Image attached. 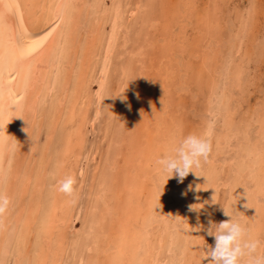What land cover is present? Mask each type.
<instances>
[{
  "label": "rangeland",
  "instance_id": "1",
  "mask_svg": "<svg viewBox=\"0 0 264 264\" xmlns=\"http://www.w3.org/2000/svg\"><path fill=\"white\" fill-rule=\"evenodd\" d=\"M43 0H34V11L35 12H40L41 8H39V6H42L40 4H42ZM82 0H76V3H74V11L76 12L75 18H77L78 22H75L77 20H73L72 22L70 21L67 24V29L70 33V39L66 38L68 45L65 44V48H61L60 51V60H59V64L58 67L55 71L54 69H51L49 75V79L55 78L56 82L54 83V89L53 91H50L48 93V89H45L43 91L42 96H44V103L43 105L37 110V113H35V111L32 110V112L29 110L26 114L27 116V129H23V127H20L19 129V135H18V139L16 142V145L14 147V152H12L11 158L9 159L10 161H8L7 159L2 163V167L1 169L5 170V177L6 179H3V181H1L2 184H0V191L5 194L8 198H9V207L8 210L2 215V218H0V259L2 260V258L6 260L1 261L0 260V264H38V261L40 264H43V259H47V257H49L48 263L45 262L47 260L44 261V264H50L52 262V260L54 259V262L57 264H79L80 261L81 262H85L86 259H90V255L91 256V262L94 261V264H97L96 261L98 263H104L99 261V257L100 259L103 257L104 259L107 258L110 259L107 262L109 263L111 261L112 264H119L120 260L116 257L118 252H121V256H123V253L125 252L126 254H130V252H133L130 256H129V264H139L140 262H146L147 264H159L160 262H162V260H165V258L163 259L161 256V254H159V252H155V256L156 259H153V255L152 252H148L147 250L150 248L148 245L149 243L151 244V246L156 249L157 247L159 248H163L162 250L168 251L169 248L171 249V252H169L170 256L169 259H167L166 262H169L167 264H174V263H178L181 264V261L183 262V259H187L188 255H192L189 254L190 251H186L188 253V255L184 254L183 252V242L182 239L183 237L180 239V241L177 242V244L172 245V241L169 240V237H167L165 240H163V242H160V235L163 234V232L166 233V235L174 233V232H178L180 231V228H176L175 231H173L172 229H168L176 220V218L178 217V223L179 226L182 223L183 226L188 227L191 231H194V237H191V241H189V248H192L193 250H195L196 254L195 256L202 258L205 255H207L208 252V247L210 246V240L213 239V237L211 235L208 234L209 228L211 226L212 223L213 226L211 228V231H215L216 230V226L215 223H220L221 221H225L230 219L229 216L225 215V211L223 208H225L232 216L235 220H238L239 222H241L244 226L247 227L248 229V234H247V238L248 239H253L252 237H254L256 235V237H254L255 239L253 240H259L261 242V246L262 249L260 248L259 251L264 252V210H262L264 208V149L261 148V146L264 147V0H218L217 2H215L216 0H196V2L194 0H160L159 3L158 0H149V2L147 0H129L126 1L125 3V7L124 10L126 11L125 14V18L124 20L127 21L123 23V29L121 31V33L119 34V39H118V44L116 45V48L118 47V49L114 50V54H113V60H112V67H111V75H112V79H111V83H109L107 90H105V100L103 103V107H104V111L108 110L107 112L105 111L102 115H101V119H99L100 121L97 122L96 124V129H93L90 125V122L92 120V115L94 113V108L97 106L98 103V97H97V87H98V82H97V73L98 71L101 69V67H103L104 62H105V58H106V45L108 43V40L110 39V35L112 33V28H113V23L110 20H107L109 18V16H107V8H111L112 7V3L113 0H90V2L88 0H85V4H83V2H80ZM112 1V2H111ZM146 1V5H143ZM172 1V2H171ZM176 1V2H175ZM210 1V4H209ZM36 2V3H35ZM89 2V3H88ZM96 2V3H95ZM164 2V4L162 3ZM170 2V3H169ZM178 2V3H177ZM194 2V3H193ZM205 2V3H204ZM222 3L218 4V3ZM225 2V4H224ZM100 3V4H99ZM135 3V4H134ZM162 3V4H161ZM167 3H169L168 6ZM190 3V4H189ZM87 4H90L89 6L91 7V5L93 6V8H89V6ZM131 4V5H130ZM157 4V5H156ZM172 4V6H171ZM215 4V5H214ZM39 5V6H38ZM85 5V7H84ZM100 5V6H98ZM110 5V6H109ZM127 5V6H126ZM129 5V6H128ZM136 8H135V6ZM150 5V6H148ZM161 8H157L160 7ZM176 5H178L179 7H177ZM188 5V6H187ZM190 5V8H189ZM210 5V6H209ZM221 5V6H220ZM36 6L39 8V10H37ZM78 8H77V7ZM104 6V7H103ZM134 6V7H133ZM147 6V7H146ZM218 6V7H217ZM97 7V8H96ZM128 7V8H127ZM142 7V8H141ZM143 7L145 9H143ZM173 7V9L171 8ZM212 7V8H210ZM217 7V8H216ZM221 9H220V8ZM102 8V9H101ZM106 8V9H104ZM134 8V9H133ZM138 8V9H137ZM149 8V9H148ZM157 8V9H156ZM189 8V9H188ZM216 8V9H214ZM228 8V9H226ZM231 8V9H230ZM248 8V9H247ZM79 9V11H78ZM99 9V10H98ZM129 9V11H128ZM140 9V10H139ZM148 9V10H147ZM159 11L160 15L158 18V14L157 12ZM164 9V10H163ZM176 9V10H175ZM182 9V10H181ZM220 9V12H219ZM237 14L234 15V12ZM250 9V10H249ZM96 10L100 11V12H96ZM183 10L185 12H183ZM214 11L215 13L213 14L211 11ZM232 10V12H231ZM246 10V11H245ZM250 13H249V11ZM91 11V12H90ZM95 13H94V12ZM137 11V12H136ZM149 11V12H148ZM177 11V13H175ZM222 11V12H221ZM229 11L231 13H229ZM87 16H91V17H87ZM90 12V14H89ZM180 12V13H179ZM207 12V13H206ZM228 12V14L226 13ZM83 13V15H82ZM94 13V16H93ZM104 13V14H103ZM106 13V17L104 16ZM138 13V14H136ZM148 13V14H147ZM168 13V14H167ZM212 13V15H211ZM217 14H220V17ZM79 16H78V15ZM89 14V15H88ZM129 14V15H128ZM136 14V16L134 15ZM140 14V15H139ZM157 14V15H156ZM173 14V16L169 17L170 15ZM181 14V15H180ZM208 14V15H207ZM221 14H223V17L221 16ZM251 14V15H250ZM139 15V16H138ZM152 15L151 18H149ZM155 15V16H154ZM169 15V16H168ZM179 15V16H178ZM195 15V16H193ZM215 15V16H213ZM225 15H229L231 17L229 18H225L227 16ZM246 15V17H245ZM82 16V17H81ZM84 16L87 17L84 18ZM148 16V17H146ZM157 16V17H156ZM175 16V18H174ZM178 16V18L176 19V17ZM197 16V17H196ZM240 16L242 17L240 19ZM249 18H248V17ZM80 17V18H79ZM96 18V19H92ZM127 17V18H126ZM155 17V18H154ZM162 17V20L160 19ZM165 17H167V19H165ZM181 17V18H179ZM193 17V18H191ZM196 17V19H194ZM211 17V18H210ZM217 21L220 20L221 21ZM89 18V19H88ZM102 18V19H101ZM107 18V19H105ZM143 18V19H142ZM155 19L153 21V19ZM160 19L161 22H157L155 24V21ZM164 18V19H163ZM169 18V19H168ZM171 18V19H170ZM204 18V19H203ZM223 18H225V22L223 20ZM235 18V19H234ZM86 19V20H85ZM133 19V20H131ZM139 19V21H137ZM148 19V20H147ZM152 19V20H151ZM189 19V20H188ZM193 19V20H192ZM212 19V20H210ZM214 19V20H213ZM228 19V20H227ZM233 19V20H232ZM242 19L243 22H242ZM85 20V22H84ZM95 20V21H94ZM97 20V21H96ZM135 20V22H134ZM151 20V21H149ZM168 20V21H167ZM231 20L233 22V25L231 24ZM248 20V21H247ZM90 21V23H89ZM99 21V22H98ZM107 21V22H106ZM144 23H143V22ZM172 24H171V22ZM200 21V22H199ZM203 21V22H202ZM216 21V22H215ZM229 21V22H228ZM75 22V23H73ZM85 24H84V23ZM94 22V25H93ZM132 22V23H131ZM138 22V23H137ZM147 22V23H146ZM151 24H149V23ZM198 22V23H197ZM208 22V23H207ZM221 22V23H220ZM228 22V23H227ZM236 22V23H235ZM240 22V23H237ZM71 23H73L72 25H70ZM79 23V24H78ZM98 23V26H97ZM110 23V24H109ZM142 23V24H141ZM193 23V24H192ZM201 23V24H199ZM247 23V24H245ZM249 23V24H248ZM90 24V25H89ZM129 26H128V25ZM132 24V25H130ZM170 24V26H169ZM179 24V25H178ZM220 24V25H219ZM237 24V25H236ZM79 25V26H78ZM85 25V26H84ZM89 25V26H88ZM107 25V26H106ZM109 25V26H108ZM137 25V27H136ZM143 25V26H142ZM149 28H148V26ZM157 25V26H156ZM160 25V26H159ZM174 28H173V26ZM198 25H200L198 27ZM210 25V26H209ZM242 25V26H241ZM247 28H245V26ZM250 25V28H249ZM71 28H70V27ZM73 26H75L76 28H74ZM89 28H88V27ZM91 26V27H90ZM97 26V27H96ZM102 26V27H99ZM107 28H106V27ZM127 26L124 30V27ZM133 27L132 28H130ZM156 26V27H154ZM185 26V27H184ZM196 26V27H194ZM238 26H240L238 28ZM78 27V28H77ZM96 27V29H95ZM202 27V28H200ZM215 27V28H214ZM224 29H223V28ZM231 27V29H229ZM244 27V28H243ZM92 28V29H91ZM101 28V29H100ZM106 28V29H105ZM130 28V29H129ZM137 28V30L135 29ZM159 30H157V29ZM205 28V31H204ZM210 29L209 31L211 32V30L214 28V30H212L211 34H209L210 32L208 31V29ZM212 28V29H211ZM236 28V29H234ZM83 29V30H82ZM93 31L89 33L87 32L88 30ZM135 29V30H134ZM140 29V30H139ZM171 29V31H170ZM207 29V30H206ZM221 29V30H220ZM229 31V33L226 31ZM248 29L250 31H248ZM70 30V31H69ZM97 30L99 31V34H97ZM110 30V31H109ZM124 30V32H123ZM134 33H132V31ZM157 30V31H156ZM162 30V31H161ZM203 30V31H201ZM225 30V31H224ZM231 30V31H230ZM235 30V31H234ZM81 31V32H80ZM85 31V32H84ZM136 31L138 33H136ZM154 31V32H153ZM175 31V32H174ZM188 31V33H187ZM222 31V32H221ZM233 31V32H232ZM237 31V32H236ZM240 31V32H239ZM79 32V33H78ZM96 32V33H95ZM104 32V33H103ZM126 32H131L130 36L127 38L126 37ZM151 32V33H150ZM161 32V33H159ZM231 32L234 34L233 38L231 35ZM89 35H87V34ZM97 34L96 36L93 34ZM146 34V36L148 38H150L151 43L145 47L147 49H140V48H136L135 47V43H139L140 40L139 37L142 39L144 38V34ZM157 33V34H156ZM168 33V34H167ZM173 34L172 35H170ZM205 34L203 37L201 34ZM208 33V34H207ZM218 36H216L217 34ZM242 33V34H239ZM244 33V34H243ZM248 33V34H247ZM82 34V35H79ZM87 37H86V35ZM109 34V35H108ZM123 34V35H122ZM151 34H154L153 37ZM159 34V35H158ZM165 34V35H164ZM185 34H189L188 36H185ZM229 34V35H227ZM247 34V35H246ZM76 35V39L72 41V38L75 37ZM85 35V36H83ZM99 35V36H98ZM103 35V36H102ZM121 35V36H120ZM132 35V36H131ZM134 35V36H133ZM139 35V36H138ZM167 35V37H166ZM196 35H200L199 37H195ZM227 35V36H226ZM237 35V36H236ZM251 38H250V36ZM81 36V37H80ZM91 36V37H90ZM150 36V37H149ZM194 36V38H193ZM231 36V37H229ZM239 36V37H238ZM244 36V37H243ZM93 40L92 43H94L95 47H90L89 49H86L87 45L84 48V45L82 46V44H84V41H89L90 39ZM100 39H98V38ZM102 37V38H101ZM125 37V38H124ZM152 37V38H151ZM161 37V38H160ZM166 37V38H165ZM211 37V38H210ZM219 37V38H217ZM235 37V39H234ZM82 38V40H81ZM85 38V40L83 39ZM93 38H96L95 41H97V43L95 44V41ZM107 38V39H106ZM163 38V39H162ZM177 38V39H176ZM187 38V39H186ZM213 38V39H212ZM222 38V39H221ZM240 38V39H237ZM74 39V38H73ZM102 39L104 44H102ZM106 39V40H105ZM122 39V40H121ZM175 39V40H174ZM195 41H193V40ZM213 41H211V40ZM222 40V44L220 43V40ZM224 39V40H223ZM232 39V40H231ZM243 39V40H242ZM69 40V41H68ZM125 40V41H123ZM127 40V41H126ZM131 42H130V41ZM167 40V41H166ZM174 40V41H173ZM194 42V46L192 41ZM201 40V41H200ZM218 42H217V41ZM235 40V41H233ZM239 40V42H237ZM247 40V41H246ZM249 40H251L252 42H249ZM72 41V42H71ZM81 41V42H80ZM191 41V42H190ZM203 41V42H202ZM209 41V42H208ZM256 43H255V42ZM77 42V43H76ZM79 42V45H78ZM100 42V43H99ZM122 42V43H121ZM124 42V44H123ZM128 42V44H127ZM175 42H177V45L175 44ZM186 42V43H185ZM190 42V43H188ZM202 42V43H200ZM215 42V43H214ZM217 42V43H216ZM237 43L235 45V43ZM78 46H76V44ZM137 43V45H138ZM154 43V44H153ZM168 43V44H167ZM209 43V44H208ZM211 43V45H210ZM214 43V44H213ZM225 43V45H223ZM241 43L243 45H241ZM252 43V44H251ZM73 44V45H72ZM100 44V45H99ZM121 44V45H120ZM162 44V45H161ZM164 44V45H163ZM175 44V45H174ZM179 44V45H178ZM197 44V45H196ZM200 44V45H198ZM222 46H221V45ZM251 44V45H250ZM259 44V46H258ZM70 45V46H69ZM74 47H72V46ZM127 45V46H126ZM156 45V46H155ZM160 45V46H159ZM172 45V46H171ZM209 45V46H208ZM215 45V46H214ZM217 45V46H216ZM242 47H241V46ZM250 47V49L248 48L247 50V46ZM69 46V47H68ZM98 48H97V47ZM126 46V49H124V47ZM131 46V47H130ZM180 46V47H179ZM197 46V47H196ZM201 46V47H199ZM208 46V49H207ZM222 48H220V47ZM259 47V51H261V53L259 55H257V53L259 52L257 50V52H253L254 50H256L255 48ZM77 48L76 50L73 48ZM102 47V48H101ZM129 47V48H128ZM161 47V48H159ZM170 47V48H169ZM179 47V48H178ZM183 47V48H182ZM193 47V49H192ZM225 47V48H224ZM241 47V48H240ZM70 48V49H69ZM95 48V50H94ZM122 48V49H121ZM134 48V49H132ZM151 48V49H149ZM154 48V49H153ZM163 48V49H162ZM182 48V49H180ZM205 48L207 50H205ZM210 48H212L210 50ZM221 50V51H217ZM227 48H231L230 50H227ZM237 48V49H236ZM239 48V49H238ZM65 49V50H64ZM67 49L70 51H67ZM73 49V50H72ZM85 49V51H84ZM130 49V50H129ZM139 49V50H138ZM162 49V50H161ZM201 49V50H200ZM215 49V51H213ZM244 49V50H243ZM258 49V48H257ZM89 50V51H87ZM92 50V53L90 52ZM129 50L130 52L128 53L127 51ZM160 50V53L159 51ZM164 50V52H163ZM175 50V51H174ZM200 50V51H199ZM251 50L253 53H251ZM64 51V52H63ZM75 51V52H73ZM126 51V52H125ZM134 51V52H132ZM162 51V52H161ZM166 51V52H165ZM170 51V54H169ZM173 53H172V52ZM199 53H198V52ZM228 51V52H226ZM232 51V52H230ZM236 51V52H235ZM98 52V53H97ZM101 52V53H100ZM104 52V53H103ZM159 55H164L161 57H159L156 53ZM168 52V53H167ZM190 52V53H189ZM202 52V53H201ZM204 52V53H203ZM215 54L213 55L212 53ZM221 53L222 56L218 53ZM225 52V53H224ZM230 52V53H229ZM241 55H243V57H241ZM263 52V53H262ZM69 55H68V54ZM74 53H77L75 55V57L73 56ZM92 55H91V54ZM94 53V54H93ZM97 53V55H95ZM100 53V55H99ZM116 53V54H115ZM124 53V54H123ZM127 56H126V54ZM153 53V54H152ZM163 53V54H162ZM176 53V54H175ZM192 53V54H191ZM227 53V56H226ZM236 53V54H235ZM246 53V54H245ZM90 56L92 57H89ZM119 54H122L121 56ZM132 54V56H130ZM140 54V55H138ZM156 54V55H155ZM199 54V55H198ZM203 54H207L212 56L211 58L209 57L208 59L205 60V56ZM212 54V55H211ZM223 54H225L223 56ZM231 54V55H230ZM234 54V55H233ZM249 54V56H248ZM71 55V57L69 58V56ZM87 55V56H85ZM96 57V59L93 58ZM137 55V57H136ZM154 55V56H152ZM166 55V56H165ZM202 55V56H201ZM233 55V56H232ZM240 55V57H239ZM245 55V56H244ZM253 55V56H251ZM104 56V57H103ZM125 56V57H124ZM129 56V58H128ZM150 56L152 58H150ZM190 56V57H189ZM217 56V57H216ZM218 56H221L218 58ZM230 56V57H229ZM238 56V57H237ZM63 57V59H62ZM68 57V58H67ZM74 57V59H73ZM79 57L82 59H80L81 61H84L81 63V61L79 60ZM87 57V59H86ZM89 57V58H88ZM99 57V58H98ZM120 57V58H119ZM127 57L126 61L124 62V59ZM173 57V58H172ZM181 57V58H180ZM186 57V58H185ZM205 57V58H204ZM235 57V59L233 58ZM255 59H254V58ZM257 57V58H256ZM84 58V60H83ZM137 58V59H136ZM138 58H143V62L138 60ZM159 58V60H157ZM204 58V59H202ZM245 58V59H244ZM250 58V59H249ZM65 59V60H64ZM93 59V60H92ZM117 60L114 62V60ZM123 59V60H122ZM129 59V60H128ZM155 59V60H154ZM170 59V60H168ZM232 59V60H231ZM234 59V60H233ZM242 59V60H241ZM77 62L74 66V61ZM95 60V61H94ZM138 60V61H137ZM141 60V59H140ZM147 60V61H146ZM165 62H164V61ZM179 60V61H178ZM211 60V61H210ZM214 60V62H213ZM221 61L220 63L218 62ZM231 60V61H230ZM247 60V61H246ZM71 61V62H70ZM93 61V63H92ZM128 61V62H127ZM146 61V62H145ZM156 61V62H155ZM169 61V62H168ZM192 61V62H191ZM199 61V62H198ZM203 61V62H202ZM227 61V62H226ZM229 61L231 63H229ZM68 62V64H67ZM96 62V65H98V67L94 64ZM123 62L125 63V65L123 64ZM127 62V63H126ZM152 62V63H150ZM158 62V63H157ZM198 62V63H197ZM217 65H216V63ZM234 64H233V63ZM236 62V64H235ZM247 62V63H246ZM79 63V64H78ZM80 63L82 65H80ZM154 63V64H153ZM156 63V64H155ZM177 63V64H176ZM200 63V64H199ZM215 63V64H214ZM225 63H227L225 65ZM89 67L88 69L84 66ZM90 64V65H89ZM140 64V66L138 65ZM196 64L200 65L197 66ZM221 64V65H219ZM223 64V65H222ZM232 64V65H231ZM121 65V66H119ZM123 65V66H122ZM153 69L152 68V66ZM202 65V66H201ZM211 65V67L209 68V66ZM239 65V66H238ZM62 66V67H61ZM78 66V67H77ZM82 66H84V70L83 72L81 71ZM94 68H93V67ZM183 66V67H181ZM204 66V67H203ZM224 68H223V67ZM232 66V67H231ZM236 66L238 68H236ZM244 68H243V67ZM65 67V68H64ZM97 67V69H96ZM127 69L128 75H124V69ZM212 67H214L212 69ZM231 67V68H229ZM241 67V68H240ZM67 68V69H66ZM71 68V69H70ZM78 70L80 68L79 73L81 72V74H79L76 69ZM129 68V70H128ZM152 68V70H151ZM159 68V69H158ZM197 68H200L197 69ZM204 68V69H203ZM218 68V69H216ZM223 68V69H222ZM243 68V70H242ZM64 69V70H62ZM87 69V70H86ZM113 69V70H112ZM208 69H210V74L208 72ZM230 69V70H229ZM241 69V70H240ZM60 70V71H59ZM98 70V71H97ZM116 70V71H115ZM132 70V71H131ZM147 70V71H146ZM196 70V71H194ZM207 70V71H206ZM215 73H213L212 72ZM229 70V71H227ZM238 70V71H237ZM246 70V71H245ZM54 71V72H53ZM63 71V72H62ZM66 71V72H65ZM97 71V72H96ZM154 71L157 72L154 74ZM175 71V72H174ZM200 71V73H199ZM203 71V73H202ZM222 71V73H221ZM226 71V72H225ZM233 71V73H232ZM242 71L246 74H241ZM73 72V74H72ZM84 72H87L86 74L88 75H83L85 74ZM123 72V74L121 73ZM142 72V73H141ZM206 72V74L204 73ZM212 72V73H211ZM225 72V73H224ZM228 72V73H227ZM240 72V73H238ZM52 73V74H51ZM75 73V74H74ZM83 73V74H82ZM96 73V74H95ZM121 75L119 76L118 74ZM139 73V74H138ZM144 73V74H143ZM150 73V75H149ZM182 73V74H181ZM195 73V74H194ZM199 75H198V74ZM208 73V74H207ZM237 73V74H236ZM143 76H142V75ZM157 74H161L160 76L163 78H160ZM197 75L196 78L194 79V75ZM212 74V75H211ZM218 74V75H216ZM226 74V75H225ZM232 74V76H231ZM65 75V76H64ZM163 75V76H162ZM182 77H181V76ZM214 75V76H213ZM246 75V77H245ZM70 76V78H68ZM72 76V77H71ZM83 76V77H82ZM84 76H86V80L84 78ZM133 76V77H132ZM151 76L150 78H147ZM200 76V77H199ZM203 76V78H202ZM213 76L212 78H209L210 80H207L206 78ZM220 76V79H218V77ZM81 77V78H80ZM91 77V78H90ZM154 77V78H153ZM166 77V78H165ZM178 77V78H177ZM241 79V78H245L243 81L239 80L237 81V78ZM73 78V79H72ZM84 78V79H83ZM136 78H139L141 80V86H137V92L136 94H138L137 97V101H136V106L139 107L140 105H145V107L147 108V110L145 111L148 112L149 114L147 117V122H144L143 120H139L138 117L135 115L138 114V110L140 108L134 109L132 114H135V112H137L134 116H129V120L130 123H134L132 127H134L135 130H140L141 133V138L138 141V143H142L144 145V147H141L143 145L138 144V145H133L131 143V140L129 142H127V151L126 153H124V158H126L125 160L121 161V169L120 171L122 176L125 174L123 172L122 168L125 164L124 167L127 176H130L129 178V183L132 184L133 188L130 189V185L128 187L126 191L128 197H129V204L127 205V207L134 213V215L131 216H127L126 214H121V218L123 217V219H125L124 224L127 225L125 226V230L124 232L121 231L120 228L115 227V223L116 221L119 220L118 215H111L109 218H107V227H108V235L107 237L102 236V239L104 241V243L101 245L102 247H106L110 241H114L116 242V245L118 246V248H120V250L116 253H112V254H107L105 252L104 249L100 248V250L102 251L101 253L98 252L96 254V256L98 258H96L95 254H90L89 251H84L81 249H76L73 248V243L76 239L79 241V236L80 235H84L86 234L85 232L87 231L86 228V222H84L82 219H84L83 213L86 211L84 210L85 207V203L86 201H88L90 198L89 196H86V192L84 193V187H80V177H77L76 181L77 183L74 185L75 189H74V196L72 194V196H68L60 191H58V184L56 183L58 180H61L63 178H65L66 176H71V170L73 165H75V162H79L81 161L84 164H88L90 161V155H91V148L98 142H100V146L102 148V146L106 145L107 141L109 140V138L111 137V135L113 134V129L116 126V123L118 121H113V117L114 120H119L120 116L125 115V110H124V105L122 103H128L130 101H128L129 96L125 95L124 93H126V90H129L130 88H126L124 87L125 83L128 82H135ZM152 78V79H151ZM158 78H160V80H158ZM205 78V79H204ZM64 79V80H62ZM65 79H69L67 82L65 81ZM79 79V80H77ZM89 79V80H88ZM95 79V80H94ZM119 79V81H118ZM135 79V80H134ZM154 79L156 80V84ZM162 79V80H161ZM192 79V80H191ZM204 79V80H203ZM216 79V80H215ZM230 79V80H228ZM233 79V80H232ZM83 80V82H82ZM88 80V81H87ZM93 80V82H92ZM122 80V81H120ZM166 80V81H165ZM178 80V81H176ZM201 80V81H200ZM206 80V81H205ZM224 82H223V81ZM58 81V83H57ZM90 81V82H89ZM161 81V84L159 83ZM204 81V82H203ZM209 81V82H208ZM226 81L228 82V84L226 83ZM232 81V82H231ZM242 83H241V82ZM85 82V83H84ZM89 82V83H87ZM121 82V83H120ZM144 82V83H143ZM150 82V83H149ZM158 82V83H157ZM188 82V85H187ZM210 83L209 85L207 83ZM215 84H213V83ZM217 82V83H216ZM220 82V83H219ZM237 82V83H236ZM94 83V84H93ZM96 83V84H95ZM114 83V84H113ZM119 83V84H117ZM123 83V84H122ZM149 83V84H148ZM181 83V84H180ZM183 83V84H182ZM186 83V84H185ZM202 83V84H201ZM212 83V84H211ZM227 85H226V84ZM245 83V85H243ZM58 84V85H56ZM60 84V87H59ZM68 84V86L66 85ZM75 84V85H73ZM89 84V85H87ZM133 84V83H132ZM154 84L155 87L152 85ZM185 84V85H184ZM206 84V85H205ZM217 84V85H216ZM220 84V85H218ZM233 84V86H231ZM64 85V86H61ZM72 85V87H71ZM120 87H119V86ZM122 85V87H121ZM169 85V86H168ZM179 85V86H178ZM184 85V86H183ZM208 85V86H207ZM56 86V89H55ZM90 86V87H89ZM120 88H118V87ZM144 86V88H143ZM161 86H163L161 88ZM205 86H207V88H205ZM224 86V87H223ZM230 86V87H229ZM235 86V87H234ZM240 86V87H237ZM59 87V88H58ZM63 87V88H62ZM116 87V88H115ZM123 87H124V91H123ZM145 87H147V91L145 89ZM227 87V88H226ZM234 87V90H233ZM237 87V88H236ZM40 89V87H38ZM65 88V89H64ZM75 88V89H74ZM78 90H77V89ZM88 88V89H87ZM90 88V89H89ZM109 88V89H108ZM112 88V89H110ZM150 88V89H149ZM157 88V89H156ZM170 88V89H169ZM179 88V89H178ZM183 88V89H182ZM216 88V89H215ZM239 88V89H238ZM243 88V89H242ZM64 89L65 92L62 90ZM72 89V90H71ZM87 89V90H86ZM118 89V90H117ZM136 89V88H135ZM153 91H152V90ZM165 89V90H164ZM204 89V90H203ZM59 90V91H58ZM63 93H62V91ZM67 90V91H66ZM71 90V91H70ZM93 90V91H92ZM118 93H117V91ZM168 90V91H167ZM173 90V91H172ZM207 90V92H206ZM221 90V91H220ZM225 90V91H223ZM235 93H233V91ZM240 90V91H239ZM244 90V92H243ZM47 91V92H46ZM116 91V92H113ZM149 91V92H148ZM175 91V92H174ZM197 91V92H196ZM201 91V93H200ZM211 91L210 95L209 92ZM35 92H37V90H35ZM61 92V94H60ZM68 92V93H67ZM74 92V93H73ZM90 92V93H89ZM212 92L214 94H212ZM221 92H226V93H221ZM243 92V93H242ZM47 93V94H46ZM72 93V94H71ZM108 93V94H106ZM115 93V95H114ZM158 93V96H156ZM171 93V94H170ZM217 93V94H216ZM220 93V94H219ZM237 93V95H236ZM240 93V94H239ZM53 94V96H52ZM63 94V95H62ZM80 94V95H79ZM94 94H96L95 98H94ZM111 96H110V95ZM151 94V96H150ZM167 95L165 97V95ZM173 94V95H172ZM201 94V95H200ZM207 94V95H206ZM220 96H219V95ZM65 95V96H64ZM67 95V96H66ZM78 97H77V96ZM88 95V96H87ZM212 95V96H211ZM46 96V97H45ZM64 96V105L61 107V100L59 99V97H63ZM116 96V97H115ZM118 96V98H117ZM126 96V97H125ZM131 96V95H130ZM164 96V98H162ZM228 96V97H227ZM48 97V98H47ZM75 97V98H74ZM88 97V98H87ZM109 97V99L107 98ZM114 97V98H113ZM147 97V98H146ZM168 97V98H167ZM202 97V98H201ZM210 97H213V101L212 103H210ZM219 97V98H218ZM239 97V98H238ZM28 103H32L34 97L33 95H30V93L27 94L26 96ZM47 98V99H45ZM67 98V99H65ZM71 98V99H70ZM90 98V99H89ZM121 98V99H120ZM153 98V99H152ZM159 98V100H158ZM172 98V99H171ZM201 98V100H200ZM223 98V99H222ZM231 100H230V99ZM236 98V99H235ZM59 101H56V100ZM78 99V103L76 106V114L77 117L74 120H71L69 115V108H67V106H70L71 104H73V101ZM88 99V100H87ZM111 99V102H110ZM118 99H119V103H118ZM170 99V104L168 103V100ZM235 99V101L233 100ZM114 100V101H113ZM162 100V102L160 101ZM219 100V101H218ZM225 102H223V101ZM229 100V101H228ZM233 100V101H232ZM238 100V101H237ZM67 101V102H66ZM83 101H86V104L83 103ZM91 101V103H90ZM117 101V102H116ZM232 101V103H231ZM57 102V103H56ZM108 102V104H107ZM110 102V104H109ZM115 102V103H114ZM143 102V103H142ZM148 102V103H147ZM153 102V103H152ZM158 102V103H157ZM221 102L223 104H221ZM240 102V103H239ZM246 102V103H245ZM71 103V104H70ZM113 103V104H112ZM139 103V105L137 104ZM156 103V104H154ZM162 103V104H160ZM91 104V105H89ZM106 104V105H105ZM116 104V105H115ZM121 104V105H120ZM162 109H160L161 107ZM163 104H165L164 106H162ZM211 104V105H210ZM235 104V105H234ZM58 105V107H57ZM84 105V106H83ZM118 105V106H117ZM151 107H150V106ZM156 105L160 110H157L154 106ZM215 105V106H214ZM217 105V106H216ZM237 105V106H236ZM90 106V107H89ZM123 106V108H121ZM167 106V107H165ZM224 106V107H223ZM231 106V107H230ZM54 107V108H53ZM84 107V108H83ZM87 109H86V108ZM164 107V110H163ZM171 109H170V108ZM222 107V108H221ZM58 108V109H56ZM111 108V110L113 111H109V109ZM117 108V109H116ZM142 108V107H141ZM153 108V109H152ZM209 108V109H207ZM216 111H214L215 109ZM225 108V109H224ZM233 108H235L234 110L236 111L234 113V110H232ZM249 108L250 110H247ZM61 109V111H60ZM86 109V110H85ZM90 109H93L90 111ZM138 109V110H137ZM156 109V110H155ZM238 109V110H237ZM242 109V110H240ZM40 110V111H39ZM44 112H43V111ZM59 110L60 114H59ZM65 110V111H64ZM116 110V112H115ZM118 110V111H117ZM170 112H168V111ZM171 110V111H170ZM64 111V112H63ZM91 113L89 114L88 113ZM142 111V110H141ZM140 111V112H141ZM157 111H160L157 113ZM241 111V112H240ZM30 112V113H29ZM34 112V113H33ZM43 112V113H42ZM46 112V113H45ZM56 112V113H54ZM86 112V113H85ZM112 114H109V113ZM167 112V113H166ZM242 112H244V114H242ZM246 112V113H245ZM248 112V114H247ZM41 113V114H40ZM226 113V114H225ZM59 114V116H58ZM63 114V115H62ZM140 114V113H139ZM163 114V115H161ZM205 114V115H204ZM242 114V115H241ZM40 115V116H39ZM104 115V116H103ZM109 115V116H108ZM156 115V116H155ZM160 115V116H159ZM166 115L168 118H166ZM178 117H176V116ZM211 115V116H210ZM45 116V117H44ZM52 116H55L56 119H54ZM178 118V119H175ZM205 116V117H204ZM210 116V117H209ZM30 117V118H29ZM32 117V118H31ZM52 117V118H51ZM59 117V118H58ZM61 117V119H60ZM67 117V118H66ZM87 117V118H84ZM155 117V118H153ZM28 118L30 120H28ZM34 118V120H33ZM78 118V119H77ZM154 120H153V119ZM230 118V119H229ZM48 119V120H47ZM65 119V120H64ZM77 119V120H76ZM80 119V121H79ZM111 119V120H110ZM137 119V120H136ZM140 119H143L142 117ZM158 119L160 121H158ZM168 119V120H166ZM187 119V121H186ZM209 119V120H207ZM234 119V120H233ZM56 120V121H53ZM88 122H87V121ZM133 120V122H131ZM139 120V122H138ZM153 120V121H152ZM164 122H161V121ZM175 123H174V121ZM177 120V121H176ZM179 120V121H178ZM33 121V122H31ZM37 121V122H36ZM42 121V123H41ZM44 121V122H43ZM50 121V122H49ZM60 121V122H59ZM65 123H63V122ZM68 121V123H67ZM137 121V122H135ZM146 123V125L141 124L142 122ZM155 121V123H153ZM237 121V123L235 122ZM39 122V124H38ZM48 125H46L45 124ZM70 122V124H69ZM109 122V123H108ZM166 122V123H165ZM177 122V123H176ZM194 122V123H193ZM212 122V123H211ZM234 122V123H232ZM37 123V124H36ZM43 123L45 124V126L43 125ZM49 123V124H48ZM53 123V124H52ZM54 123L56 125H58V128L56 126V128L54 126ZM67 124L64 125L63 128H65V130L62 129V124ZM73 123V124H72ZM88 123V124H87ZM115 123V124H114ZM137 123V124H136ZM151 123V124H150ZM153 123V124H152ZM164 123V124H163ZM211 123L212 129L209 131V125ZM69 124V125H68ZM78 124H82V128H83V135L84 140L81 139L82 134L79 133V128ZM87 124V125H86ZM102 124V125H101ZM113 124V125H112ZM130 124V125H132ZM136 124V125H135ZM148 124L149 127H148ZM155 124V125H154ZM166 124V125H165ZM218 124V125H217ZM251 124V125H250ZM38 125V126H35ZM44 127H43V126ZM72 125V126H71ZM160 125V126H157ZM34 126V127H33ZM51 126V127H50ZM99 126H102L101 128ZM169 126V127H168ZM181 126V127H180ZM195 126V127H194ZM254 126V127H253ZM72 127V128H71ZM146 127V128H143ZM156 127V128H155ZM165 127V128H164ZM197 127V128H196ZM252 127V128H251ZM33 130H32V129ZM35 128V129H34ZM44 128V129H42ZM53 128V129H52ZM92 128V129H91ZM99 128V130H98ZM148 128V129H147ZM160 128V129H159ZM182 128V129H181ZM51 129V130H49ZM55 129V130H54ZM69 129V130H68ZM112 131H108L111 130ZM150 129V131H149ZM164 129V130H163ZM196 129V131L194 132V130ZM251 129V130H250ZM21 130V131H20ZM41 130V131H40ZM57 130V131H56ZM69 134L68 133V131ZM72 130V131H71ZM92 132H91V131ZM94 130V131H93ZM104 130V131H103ZM162 130V131H161ZM185 130V131H184ZM54 133H51V132ZM77 131V132H76ZM96 131V132H95ZM101 131V132H100ZM148 131V132H147ZM153 131H155V133L153 134ZM161 131V133H159ZM165 131V132H164ZM168 131V132H167ZM219 131H221L222 133H219ZM249 131V132H248ZM22 132V134L20 133ZM37 134H34L36 133ZM41 132V135H40ZM46 132V134H44V137L42 134ZM63 134H61V133ZM152 135L151 137L150 134ZM164 132V133H163ZM167 132V133H166ZM172 132V133H171ZM205 132L208 135V139L210 141L211 144V152L209 155V158L207 160V164L205 163L203 165V167L196 169V174L193 173H189V175L187 177L184 178L182 183L178 182V179L176 176H173L169 179L168 176L166 175H162L159 173V166L157 165V160H159L160 158L164 157L167 154H171V150L174 149L175 146L178 145V143L185 137V135L187 136L189 133L190 134H196V135H204ZM60 133V134H59ZM66 133V134H65ZM76 133V134H74ZM91 133V134H90ZM94 133V134H93ZM111 133V134H109ZM145 133L147 135H145ZM162 133L165 134L166 136H170L168 138H165L166 136H163L162 139ZM171 133V135H170ZM176 133V135L174 134ZM184 133V134H183ZM226 133V134H225ZM21 134V135H20ZM54 134V135H53ZM69 134V135H68ZM74 134V136H73ZM98 134V135H97ZM155 134H157L155 136ZM159 134V135H158ZM160 134H161V138H160ZM254 134V135H253ZM29 135V136H27ZM38 135V136H37ZM49 139H48V137ZM61 135V136H59ZM80 135V136H79ZM94 135V136H93ZM139 135V136H140ZM184 135V136H183ZM42 136V137H41ZM70 138H67V137ZM88 136V137H87ZM97 136V137H96ZM151 138L150 139V143H149V139L146 137ZM173 136H175L176 138H174ZM27 137V138H26ZM72 137V138H71ZM74 137V139H73ZM76 137L77 138L76 140ZM99 137V138H98ZM153 137V138H152ZM36 142V143H40L36 144L32 139ZM40 138V139H39ZM43 138V139H42ZM53 138V139H52ZM88 138V139H87ZM93 138V139H92ZM96 138V139H95ZM108 138V140H107ZM156 138V140H155ZM159 138V141H158ZM170 138V139H169ZM236 138V139H235ZM253 138V139H252ZM39 139V140H38ZM47 139V140H45ZM58 139V140H57ZM81 141H79V140ZM142 139V140H141ZM167 139V140H165ZM24 140V141H23ZM26 140V141H25ZM30 140V141H29ZM49 140V141H48ZM52 140L56 141L55 145H54V141L52 143ZM67 140H69L68 146V152H70V155H67V149H65V147H67ZM87 140V141H86ZM163 140V141H162ZM232 140V141H231ZM235 140V141H234ZM252 140V141H251ZM19 141V143H18ZM34 143H33V142ZM43 141V143H42ZM45 141V142H44ZM51 141V143H50ZM65 141V142H64ZM71 141V142H70ZM74 141V142H73ZM84 142L86 144L87 142V146L86 145H82L81 142ZM26 142V143H25ZM30 142L31 146H30ZM152 142V143H151ZM159 142V143H157ZM162 142V143H161ZM242 142V143H241ZM25 143V145H24ZM28 143V145H27ZM46 143H50L51 145H46ZM65 145H64V144ZM74 145H71L73 144ZM167 143V144H166ZM221 143V144H220ZM94 144V145H93ZM150 144L154 147H151ZM166 144V145H164ZM175 144V145H174ZM27 145V146H26ZM35 147H33V146ZM42 145V146H41ZM44 145V146H43ZM54 145V146H53ZM64 147L62 148L61 146ZM71 145V147H70ZM81 145L82 150H84L83 155H82V151L81 150ZM40 146V147H37ZM76 148H74V147ZM78 146V147H77ZM135 146V147H134ZM140 146V148H138ZM235 146V149H233ZM257 146V147H256ZM27 147V148H26ZM28 147L30 148L28 150ZM33 147V148H32ZM52 147V148H51ZM72 147L74 148V151L72 150ZM132 147V148H131ZM161 147V148H159ZM163 147V148H162ZM170 149H168V148ZM33 151H32V149ZM51 148V149H50ZM54 148V149H53ZM64 150H62V149ZM104 148V147H103ZM145 148V149H144ZM149 148V149H148ZM155 148V149H154ZM258 148V149H257ZM260 148V149H259ZM19 149V150H18ZM37 149V150H36ZM42 151H41V150ZM71 149V150H70ZM133 152V150H135ZM141 149V150H139ZM155 151H154V150ZM159 149H161L159 151ZM23 150V151H22ZM27 150V151H26ZM36 150V151H35ZM48 150V151H47ZM51 152L54 150V152ZM62 150V151H60ZM79 150V151H78ZM132 150V152H131ZM153 150V152H151ZM157 150V151H156ZM171 152H169V151ZM262 152H261V151ZM38 151V152H37ZM63 151L67 154L64 153L63 155ZM76 151L78 152V154L76 155ZM141 151V152H139ZM168 151V152H167ZM19 152V153H18ZM23 152V153H22ZM26 152V153H25ZM32 152V153H31ZM45 152L46 154L42 153ZM81 155H80V153ZM239 152V153H238ZM249 152L251 154H249ZM28 153V154H27ZM31 153V154H30ZM38 153V154H37ZM43 154V156L41 157V155ZM88 153V154H87ZM130 153H133V155H131ZM167 153V154H166ZM230 155H229V154ZM263 153V154H262ZM18 155V157L15 156ZM27 154V155H26ZM30 154V155H29ZM37 154V155H36ZM41 154V155H40ZM61 154V156L59 155ZM127 154V156H126ZM155 154V155H154ZM254 154V155H253ZM26 156L25 162L23 163V159H21L20 157L22 156ZM34 155V156H33ZM47 155V157H46ZM129 155H131L129 157ZM139 155V156H137ZM228 155V156H227ZM243 155V156H242ZM250 155V156H249ZM32 156V157H31ZM43 160L41 162V160H37L39 159ZM51 156V157H48ZM54 156H57V158H55ZM133 156V157H132ZM138 158H137V157ZM152 156H155L154 158H152ZM157 156V158H156ZM235 157L233 159V161H227L229 157ZM252 156V157H251ZM28 157L30 159H28ZM38 157V158H37ZM89 157V159L87 158ZM150 157V158H149ZM228 157V158H227ZM238 157V158H237ZM240 157V158H239ZM19 160H16V159ZM50 158V159H48ZM68 158V159H67ZM72 158V159H71ZM127 158L131 159L128 160ZM227 158V159H225ZM246 158H248L246 160ZM36 159V160H35ZM46 159V160H45ZM51 159H55V160H51ZM79 161H78V160ZM151 159V160H150ZM236 159V160H235ZM30 160V161H29ZM32 160V161H31ZM50 160V161H49ZM77 160V161H76ZM226 163H225V161ZM262 160V161H261ZM19 163H18V162ZM37 161V163H36ZM39 161V162H38ZM59 161V163H57ZM70 161V164H68ZM72 161V163H71ZM89 161V162H88ZM221 161V162H220ZM10 162V163H9ZM12 162V163H11ZM21 162V163H20ZM30 162V163H29ZM35 162V163H34ZM48 162V163H46ZM50 162V163H49ZM53 162L57 163V164H53ZM88 162V163H87ZM123 162L125 164H123ZM129 162V163H127ZM147 162V163H146ZM221 164H220V163ZM14 163V164H13ZM18 163V164H17ZM66 163V164H65ZM153 163V164H152ZM230 163V164H229ZM232 163V164H231ZM29 164V165H28ZM33 164V165H32ZM46 164V165H45ZM49 164V165H47ZM52 164V166H51ZM90 164V163H89ZM123 164V165H122ZM130 164V165H129ZM132 164V165H131ZM137 165L138 167H135V170H131L130 168L133 167V165ZM223 164V165H222ZM226 164V165H225ZM129 165V167H128ZM148 165V166H147ZM249 165V166H248ZM28 166V167H27ZM38 166V167H37ZM46 166V167H45ZM52 169H51V167ZM225 166V167H224ZM228 166V167H227ZM6 167V169H5ZM19 167V168H18ZM42 167V169H40ZM43 167L45 169H43ZM145 167H150L145 168ZM158 167V168H157ZM224 167V168H223ZM234 167V168H232ZM21 168V171H20ZM55 168V169H54ZM61 168V169H60ZM64 168V169H63ZM157 168V169H156ZM229 168V170H228ZM10 169V170H9ZM19 169V170H18ZM31 169V170H30ZM39 169V170H38ZM63 169V170H62ZM67 169V170H66ZM147 169L150 171H147ZM235 169V170H234ZM49 170H51V173L49 172ZM58 170V171H57ZM146 170V171H145ZM226 172H224V171ZM261 170V171H260ZM263 170V171H262ZM10 171V173H9ZM17 171V172H16ZM65 171V173H64ZM69 171V172H68ZM143 171V172H140ZM28 172V173H27ZM42 172V173H41ZM140 172V173H139ZM154 172V173H153ZM224 172V174H223ZM236 172V173H235ZM9 173V174H8ZM25 173V174H24ZM44 173V174H43ZM55 177V179H53V174ZM151 175H150V174ZM13 174V175H12ZM19 174V175H18ZM42 174V175H41ZM57 174V175H56ZM221 174V175H220ZM240 174V175H239ZM242 174V175H241ZM256 174V175H255ZM20 179H18L19 177ZM224 175V176H223ZM228 175V176H227ZM23 176V177H22ZM50 176V177H49ZM61 176V177H59ZM64 176V177H63ZM126 176V175H125ZM132 176V177H131ZM154 176V177H153ZM16 178V181L13 182V180ZM46 178V179H45ZM50 178V179H49ZM134 178L135 181L132 179ZM157 180H154L156 179ZM226 178V179H225ZM251 183H249V180ZM254 178V179H253ZM13 179V180H12ZM18 179V180H17ZM22 179V180H21ZM44 181L49 179L48 181ZM152 179V180H151ZM164 179V180H163ZM244 179V180H243ZM34 180V181H33ZM133 180V181H132ZM154 180V181H153ZM159 180V182H157ZM202 180V181H201ZM231 182H230V181ZM243 180V181H242ZM11 181V182H10ZM41 184H40V182ZM224 181V182H222ZM226 181H228L227 183H225ZM155 182V183H154ZM193 182V183H192ZM212 182L217 183V188H214L212 185ZM244 182V183H243ZM23 183V184H21ZM51 183V184H49ZM162 185V188L164 189V196L161 197L160 195L162 194L160 192V189L157 188V184ZM168 183V184H167ZM224 183V184H223ZM17 184V185H16ZM49 184V185H48ZM136 184L137 187H134V185ZM189 184V185H188ZM222 184V185H221ZM226 184V185H225ZM251 184V186L249 185ZM8 187H6V186ZM79 185V186H78ZM170 185V186H168ZM219 185V186H218ZM230 185V186H229ZM232 185V187H231ZM44 186V188H43ZM156 186V187H155ZM247 186V187H246ZM13 187H16L15 189ZM23 187V188H22ZM25 187V189H24ZM38 190H35L37 189ZM47 187V188H46ZM52 187V188H51ZM55 187V188H54ZM77 187V188H76ZM95 187V186H94ZM229 187V188H228ZM236 187V188H235ZM246 187V189H245ZM260 187V188H259ZM9 188V189H8ZM10 188L12 189L10 190ZM19 188V189H18ZM22 188V190L20 189ZM51 188V189H49ZM81 188V189H80ZM135 188V189H134ZM175 188V189H174ZM44 189V190H43ZM49 189V191H47ZM54 189V190H53ZM57 189V190H56ZM95 188H93L94 191ZM173 189V190H172ZM179 189V190H178ZM233 192H232V190ZM255 189V190H254ZM263 189V191L261 190ZM13 193V195L11 193ZM20 190L22 192H20ZM31 190V191H30ZM46 190V191H45ZM83 190V191H82ZM175 190V191H174ZM237 190V191H236ZM259 190V191H258ZM18 191V192H17ZM29 191V192H28ZM35 191V192H34ZM46 193H45V192ZM52 191V192H50ZM55 191L58 193V198L55 197L54 193ZM211 191V192H210ZM236 191V193L234 192ZM25 192V193H24ZM27 192V193H26ZM34 192V194H33ZM45 194H44V193ZM49 192V193H47ZM60 192V194H59ZM159 192V193H158ZM174 192V193H173ZM260 194H257L259 193ZM8 193V195H7ZM22 193V194H21ZM36 193V194H35ZM170 193V194H169ZM237 193H239L237 195ZM33 194V195H32ZM232 196H231V195ZM236 194V195H235ZM258 195V198L256 195ZM16 195V196H15ZM178 195H182L181 197H179ZM219 195V196H218ZM251 195V196H250ZM262 198H261V196ZM14 196V197H13ZM21 196V197H20ZM35 196V197H34ZM250 196V197H249ZM256 196V197H255ZM11 197V198H10ZM13 197V198H12ZM19 197V198H18ZM24 197V198H23ZM66 197V198H65ZM88 197V198H87ZM133 197V198H132ZM176 197V198H175ZM179 197V198H178ZM240 197V198H239ZM15 198V199H14ZM32 198V200H31ZM78 199L77 201L74 199ZM173 198V199H172ZM243 200H242V199ZM80 199H82L80 201ZM115 199V197H114ZM135 199V200H134ZM213 199L214 204L210 205L209 203H211V200ZM261 199V201H260ZM13 200V201H12ZM21 200V201H20ZM180 200V201H179ZM190 200V202L188 201ZM245 200V201H244ZM259 200V201H258ZM12 201V203H11ZM23 201V202H22ZM26 201V203H25ZM66 201V202H65ZM114 202V200H112ZM222 201V202H221ZM243 201V202H240ZM69 204H68V203ZM79 202V203H78ZM262 202V203H261ZM66 203V204H65ZM74 203V204H73ZM142 203V204H141ZM176 207H175V204ZM181 203V205H180ZM218 203V204H217ZM221 203V205H220ZM240 203V204H239ZM242 203V205H241ZM256 203V204H255ZM263 204L262 206L259 205ZM12 206H11V205ZM27 204V205H26ZM28 204L30 205V207L28 206ZM42 204V205H41ZM57 204V205H56ZM72 204V205H71ZM194 204V205H193ZM18 205V206H17ZM26 205V206H25ZM51 205V208H50ZM58 206V210H56V206ZM74 205H76L74 207ZM143 205V206H142ZM145 205V206H144ZM171 207H170V206ZM174 205V206H172ZM253 205V206H252ZM28 206V207H27ZM81 206V207H79ZM156 206V207H155ZM167 206V207H166ZM178 206V208H177ZM221 206V207H220ZM255 206V207H254ZM24 207V208H23ZM56 208V209H52ZM74 207V208H73ZM166 207V208H165ZM175 207V208H174ZM181 207V208H180ZM219 209H218V208ZM261 207V208H260ZM263 207V208H262ZM13 208V209H12ZM69 208H72L71 210ZM79 211H76V209ZM156 208V209H155ZM169 208V210H168ZM177 208V209H176ZM183 208V209H182ZM191 208V209H189ZM29 209V211H28ZM136 209V210H135ZM10 210V211H9ZM31 210L33 211L31 213ZM40 210V211H39ZM44 210V212H42ZM55 211L53 213V211ZM70 210V211H69ZM159 210V211H158ZM163 210V211H162ZM173 210V211H171ZM252 210V211H251ZM81 211V212H80ZM183 211V212H181ZM191 211V212H190ZM199 211V212H198ZM10 212V213H9ZM24 212V213H23ZM59 212V213H58ZM72 212V213H71ZM81 215H80V213ZM157 212V213H156ZM160 212V213H159ZM168 212V213H167ZM216 212V215H215ZM245 212V213H244ZM9 213V214H8ZM13 213V214H12ZM16 213V214H14ZM30 213V214H29ZM38 213V214H37ZM40 213V214H39ZM49 213V214H48ZM62 213V216L61 214ZM136 213V214H135ZM204 213V214H203ZM26 214V215H25ZM34 216H33V215ZM43 214V216H42ZM77 214V215H76ZM157 214V215H156ZM162 214V215H161ZM186 215L185 217L182 218V216ZM28 215V216H27ZM36 215V216H35ZM38 215V216H37ZM45 215V216H44ZM159 215V216H158ZM167 215V217H166ZM182 215V216H181ZM222 215V216H221ZM51 216V217H50ZM67 216V217H66ZM203 216V217H202ZM252 216V217H251ZM1 217V216H0ZM10 217V218H8ZM24 217H26L24 219ZM37 219L33 224H32V220ZM38 217V218H37ZM44 217V218H43ZM47 217V220L45 219ZM74 218L73 220L71 218ZM130 217V218H129ZM205 217V218H204ZM208 217V218H207ZM249 217V218H248ZM33 218V219H32ZM51 218V220H49ZM65 218V219H63ZM81 218V219H80ZM115 218V219H114ZM241 218V220H240ZM248 218V219H247ZM253 218V220L251 219ZM5 219V220H3ZM13 221H12V220ZM24 219V220H23ZM34 219V220H35ZM70 219V221H69ZM76 219V221H74ZM79 219V220H78ZM164 219V220H163ZM167 221H166V220ZM183 219V220H182ZM186 219V220H184ZM247 219V220H246ZM259 219V220H256ZM7 220V222H6ZM18 220V221H17ZM23 220V221H22ZM56 220V221H55ZM116 220V221H115ZM173 220V221H172ZM209 220V221H208ZM215 220V221H214ZM252 220V221H251ZM10 221V222H9ZM29 221V222H28ZM64 221V222H63ZM69 221V223H68ZM133 221V222H132ZM166 221V222H165ZM187 223H186V222ZM197 221V222H196ZM207 221V222H206ZM255 221V224H254ZM9 222V223H8ZM18 225H15L17 224ZM27 222V224H26ZM43 222V223H42ZM62 222V223H61ZM79 222L81 223L80 225ZM112 222V223H111ZM114 222V223H113ZM129 222V223H128ZM260 222V223H259ZM263 222V223H262ZM21 227H20V224ZM38 225H37V224ZM48 223H51L52 227L51 229H53V227L58 229V233H53L52 237H48L47 234V227H48ZM58 223L60 225L63 224V226L58 225ZM83 223V224H82ZM138 224V226H136L135 224ZM258 223V226L256 225ZM26 224V225H25ZM29 224V225H28ZM31 224V225H30ZM37 228H36V225ZM42 224V225H41ZM74 224L73 228L70 229V225ZM110 224V225H109ZM134 224V225H133ZM159 224V225H158ZM186 224V225H185ZM196 224V225H195ZM253 224V225H252ZM260 224V225H259ZM9 225V226H8ZM25 225V226H24ZM28 225V226H27ZM66 225L68 226V228L66 227ZM113 225V229L112 226ZM158 225V226H157ZM189 225V226H188ZM195 225V226H194ZM206 225V226H205ZM263 225V226H262ZM17 226V227H16ZM31 226V227H30ZM83 226V227H82ZM85 226V227H84ZM117 226V225H116ZM164 226V227H163ZM258 227V232L259 235L257 236V234H255V228ZM262 226V227H261ZM9 227V228H8ZM142 227V228H141ZM156 227V228H154ZM16 228V229H15ZM19 228V230H18ZM24 228V229H23ZM30 229V232H28V229ZM42 228L45 230H42ZM77 228V230L75 229ZM116 228V229H114ZM129 228V229H128ZM137 228V229H136ZM153 228V229H151ZM164 228V229H163ZM8 229L14 230L12 232H9ZM31 229H34L31 230ZM39 229V231H38ZM50 229V230H51ZM151 229V230H150ZM195 229V230H194ZM7 230V231H6ZM10 230V231H11ZM36 230V232H35ZM81 230V231H80ZM85 230V231H84ZM116 230V231H115ZM255 230V231H254ZM15 231H19V235L17 232ZM62 231L65 233V235L67 236V240H65L64 243H61V245H59V249L61 253H59L58 255H53L50 252V245L51 248L56 249L57 245L56 243L59 242L57 241V239H59V234L60 232L62 233ZM72 231V232H71ZM14 232V233H13ZM39 232V235L36 233ZM46 232V233H45ZM76 232V234H75ZM80 234H78V233ZM83 232V233H82ZM118 232V234L116 233ZM142 232V233H141ZM196 232H200L202 235L200 238H197V234ZM207 232V233H206ZM254 232V233H252ZM262 232V233H261ZM8 233H12L9 234ZM28 233V234H26ZM35 233V236H34ZM71 233V235H70ZM74 235H73V234ZM127 233V234H126ZM19 238V241L17 239V237ZM175 234V233H174ZM251 234V235H250ZM263 236H262V235ZM7 235V236H6ZM12 236V238L10 239V237L8 236ZM28 235V236H27ZM29 235H31L32 237H30ZM70 235V236H69ZM119 235V237H118ZM159 235V236H158ZM182 235L184 236V234L182 233ZM15 236V237H14ZM25 238V239H23ZM25 236V237H24ZM37 236V237H36ZM55 236V237H54ZM69 236V237H68ZM110 236V237H109ZM126 236V237H125ZM158 236V237H157ZM171 236V235H170ZM14 237V239H13ZM22 240H21V238ZM30 237V238H29ZM40 237V238H39ZM118 237V238H117ZM196 237V238H195ZM262 237V238H260ZM34 238V239H33ZM37 240H36V239ZM46 238V239H44ZM260 238V239H258ZM124 239V240H123ZM131 239V240H130ZM148 239V240H146ZM194 239V240H193ZM15 242H14V241ZM24 240V241H23ZM47 240L49 242H47ZM71 240V241H70ZM118 240V241H117ZM122 240V241H121ZM193 240V241H192ZM6 241V242H5ZM23 241V244H22ZM29 241V242H28ZM38 241V243H37ZM44 241V243H43ZM87 241V240H86ZM207 241V243H206ZM263 241V242H262ZM24 242L26 243L24 245ZM33 242V243H31ZM46 242V243H45ZM140 242V243H139ZM13 244L12 246L9 244ZM21 243V244H20ZM51 243V244H50ZM86 242H84L85 244ZM130 243V244H129ZM139 243V245H138ZM143 243V244H142ZM5 248L3 249L4 245ZM30 244V245H29ZM33 247H32V245ZM37 244V245H36ZM44 244V245H43ZM47 244V245H46ZM67 244V247H65ZM70 244V246L68 245ZM119 244V245H118ZM122 244V245H121ZM124 244V245H123ZM134 246H133V245ZM198 244V245H197ZM9 247L7 248L6 247ZM20 245H22L20 247ZM82 245V244H81ZM131 247H130V246ZM142 245V247H141ZM195 245V247H194ZM26 246V247H25ZM30 246V247H29ZM46 246V247H45ZM155 246V247H154ZM171 246V247H170ZM197 246V247H196ZM123 247V248H122ZM146 247V248H145ZM181 247V248H180ZM207 247V248H206ZM211 247V246H210ZM7 248V249H6ZM18 248V251L16 250ZM28 248V250H27ZM48 249V253L51 254L49 255L47 253V251L45 250ZM82 248V247H81ZM134 248V249H132ZM197 248V249H196ZM31 249V250H30ZM34 249V250H32ZM124 249V250H123ZM147 249V250H146ZM168 249V250H167ZM203 249V250H202ZM4 250V251H3ZM10 250V251H9ZM21 250V251H19ZM27 250V251H25ZM30 250V251H29ZM79 250V251H78ZM99 250V251H100ZM126 250V251H125ZM136 250V251H135ZM176 252H173V251ZM14 251V252H13ZM30 253H29V252ZM42 251V253H41ZM128 251V252H127ZM130 251V252H129ZM146 251V252H145ZM192 251V250H191ZM22 257H21V254ZM71 252V253H70ZM82 252V253H79ZM145 252V253H143ZM183 252V253H182ZM197 252V253H196ZM205 252V253H204ZM4 253V254H3ZM7 253V254H6ZM14 253V254H12ZM16 253V254H15ZM35 253V255L33 254ZM36 253H39L36 254ZM48 255H47V254ZM147 253H150L149 257L148 255L146 256ZM199 253V255H197ZM201 253V254H200ZM3 254V255H2ZM20 254V255H19ZM64 254V255H63ZM71 256H70V255ZM143 254V255H142ZM158 254V255H156ZM179 254V255H178ZM2 255V256H1ZM19 255V256H17ZM30 255V259L27 260L25 258H27ZM52 255L54 257H52ZM61 255V257H60ZM88 255V256H87ZM103 255V256H102ZM140 255V256H139ZM161 255V256H159ZM174 255V256H173ZM187 257H186V256ZM25 256V257H24ZM33 256V257H31ZM35 256V257H34ZM41 256V257H40ZM47 256V257H46ZM59 256V257H58ZM70 256V257H68ZM146 256V257H144ZM176 256V258H175ZM185 256V257H184ZM19 257V258H18ZM24 257V258H23ZM39 257V259H38ZM58 257V258H57ZM64 257V258H63ZM72 257V258H71ZM92 257H94L95 259L92 260ZM126 257V255L124 256ZM142 257V259H141ZM144 257V258H143ZM175 259H174V258ZM181 257V258H180ZM15 258V259H14ZM18 258V259H17ZM24 260H22V259ZM29 258V257H28ZM32 258V259H31ZM53 258V259H52ZM71 258V260H70ZM80 258V259H79ZM134 258V259H133ZM171 258V259H170ZM173 258V260H172ZM196 258V257H195ZM35 259H37L38 261L36 262ZM51 259V260H50ZM66 259V260H65ZM97 259V260H96ZM132 261H131V260ZM17 260V261H16ZM31 260V261H30ZM33 260V261H32ZM85 260V261H84ZM102 260V259H101ZM158 260V261H156ZM160 260V261H159ZM205 262H202L203 264H209L208 260L204 259ZM67 261V262H66ZM106 261L104 264H106ZM203 261V259H202ZM18 262V263H17ZM22 262V263H21ZM30 262V263H28ZM42 262V263H41ZM149 262V263H148ZM153 262V263H152ZM171 262V263H170ZM52 262V264H55ZM176 263V264H177ZM195 264H199L198 262Z\"/></svg>",
  "mask_w": 264,
  "mask_h": 264
},
{
  "label": "bare ground",
  "instance_id": "2",
  "mask_svg": "<svg viewBox=\"0 0 264 264\" xmlns=\"http://www.w3.org/2000/svg\"><path fill=\"white\" fill-rule=\"evenodd\" d=\"M78 1V0H77ZM89 2H90V0H88ZM96 1V0H95ZM104 1V0H103ZM126 1H129V0H113V5H112V7L111 8H107L108 10L107 11H104V12H107L108 14H107V16H109V18L107 19V18H105V19H107V20H110V21H112V23H113V28H112V33H111V35H110V39L108 40V43H107V45H106V58H105V62H104V65H103V67H101V69L98 71V73H97V82H98V87H97V90H96V92H97V97H98V103H97V106L94 108V113H93V115H92V120L91 121H89L90 122V125H91V127L93 128V129H96V124H97V122H99L100 120L99 119H101V115L106 111H108V110H105L104 111V107H103V103H104V100H105V90H107V87H108V85H109V83H111V79L113 78L112 77V73H111V67H112V60L117 56H115L114 58H113V54H114V50L115 49H118V47L116 48V45L118 44V39H119V34L121 33V31H122V29H123V23H124V18H125V14H126V11L124 10V5H125V3H126ZM132 1V0H131ZM136 1H138V0H136ZM140 1V0H139ZM148 2H149V0H147ZM159 1L160 0H158V2H156V3H159ZM162 1V0H161ZM160 1V2H161ZM172 1H174V0H172ZM171 1V2H172ZM178 1V0H177ZM195 2H196V0H194ZM211 1H213V0H211ZM218 0H216L215 2H217ZM222 1V0H221ZM226 1V0H225ZM34 0H0V184H2L1 183V181H3V179H6V178H4L5 177V170L3 169H1V167H2V163L7 159L8 161H10L9 159L11 158V155H12V152H14L13 150H14V147H15V145H16V142H17V139H18V135H19V129H20V127H23L22 128V130L23 129H27V127H28V125H27V116H26V114H27V112L30 110L31 112H32V110L33 111H35V113H37V110L43 105V103L45 102L44 101V96H42V94H43V91L45 90V89H48V93L50 92V91H53V89H54V83L56 82L55 80V78H52V79H49V73L51 72L50 70L51 69H54V71L57 69V68H59L58 67V64H59V60H60V51H61V48H63L64 46H65V44L67 43V40H66V38H68V39H70V33L69 32H67L68 30L67 29H69V28H67V24L71 21H73V20H77V18H75V15H76V12L77 11H74V9H73V5H74V3H76V0H43L42 1V4H40V5H42V6H39V8H41V10H40V12H35L34 11ZM80 2H83V0L82 1H80ZM88 2V3H89ZM105 2H106V0H105ZM112 2V1H111ZM150 2H151V0H150ZM176 2V1H175ZM36 3V2H35ZM85 3H87V2H85V0H84V2H83V4H85ZM96 3V2H95ZM163 4H164V2H162ZM161 3V4H162ZM170 3V2H169ZM169 3H167V5L169 4ZM178 3V2H177ZM194 3V2H193ZM205 3V2H204ZM100 4V3H99ZM135 4V3H134ZM190 4V3H189ZM209 4H210V1H209ZM218 4H221V5H223L222 3H218ZM224 4H225V2H224ZM76 5H77V3H76ZM88 6L90 5V4H87ZM93 5V4H92ZM91 5V7L89 6V8H93V6ZM131 5V4H130ZM143 5H146V1H145V3L143 4ZM157 5V4H156ZM165 5V4H164ZM196 5H197V2H196ZM215 5V4H214ZM220 5V6H221ZM98 6H100V5H98ZM110 6V5H109ZM127 6V5H126ZM129 6V5H128ZM135 6V5H134ZM133 6V7H134ZM148 6H150V5H148ZM161 6H163V5H160V7H157V8H161ZM169 6V5H168ZM171 6H172V4H171ZM177 7H179L178 5H176ZM188 6V5H187ZM210 6V5H209ZM77 7V6H76ZM84 7H85V5H84ZM101 7V6H100ZM104 7V6H103ZM147 7V6H146ZM145 7V8H146ZM170 7V6H169ZM218 7V6H217ZM216 7V8H217ZM36 8H37V10H39V8L36 6ZM78 8V7H77ZM97 8V7H96ZM126 8V7H125ZM128 8V7H127ZM135 8H136V6H135ZM142 8V7H141ZM144 7H143V9H145ZM156 8V9H157ZM172 9H173V7H171ZM189 8H190V5H189ZM188 8V9H189ZM210 8H212V7H210ZM216 8H214V9H216ZM220 8V7H219ZM102 9V8H101ZM104 9H106V8H104ZM134 9V8H133ZM138 9V8H137ZM149 9V8H148ZM147 9V10H148ZM156 9H155V11H156ZM221 9V8H220ZM220 9H219V12H220ZM226 9H228V8H226ZM231 9V8H230ZM248 9V8H247ZM99 10V9H98ZM98 10H96V12L98 13V12H100V11H98ZM140 10V9H139ZM164 10V9H163ZM176 10V9H175ZM182 10V9H181ZM250 10V9H249ZM248 10V11H249ZM78 11H79V9H78ZM128 11H129V9H128ZM235 11H236V9H235ZM246 11V10H245ZM91 12V11H90ZM90 12H89V14H90ZM94 12V11H93ZM137 12V11H136ZM149 12V11H148ZM157 12V11H156ZM183 12H185L184 10H183ZM213 14L215 13L213 10L211 11ZM222 12V11H221ZM231 12H232V10H231ZM230 11H229V13H231ZM95 13V12H94ZM94 13H93V16H94ZM159 13V11L157 12V14ZM175 13H177V11L175 12ZM180 13V12H179ZM207 13V12H206ZM212 13H211V15H212ZM227 14H228V12H226ZM249 13H250V11H249ZM85 14H86V12H85ZM88 14V15H89ZM99 14V13H98ZM104 14V13H103ZM136 14H138V13H136ZM136 14H134L135 16H136ZM148 14V13H147ZM156 14V15H157ZM168 14V13H167ZM235 14H237V11H236V13L234 12V15ZM78 15V14H77ZM82 15H83V13H82ZM127 15V14H126ZM129 15V14H128ZM140 15V14H139ZM138 15V16H139ZM170 15V14H169ZM168 15V16H169ZM181 15V14H180ZM208 15V14H207ZM216 15H218L219 17H220V14H217L216 13ZM251 15V14H250ZM79 16V15H78ZM86 16H87V14H86ZM84 16V18H86L87 19V17H91V16ZM105 17H106V13H105V15H104ZM150 17L149 18H151V16L152 15H149ZM155 16V15H154ZM158 16V18H159V16H161L160 15V13L157 15ZM156 16V17H157ZM171 16H173V14L172 15H170L169 17H171ZM179 16V15H178ZM178 16L176 17V19L178 18ZM193 16H195V15H193ZM213 16H215V15H213ZM221 16L223 17V14H221ZM225 16H227V15H225ZM229 16V15H228ZM225 17V18H229V17H231V16H229V17ZM82 17V16H81ZM146 17H148V16H146ZM197 17V16H196ZM196 17L194 18V19H196ZM243 17V16H242ZM241 16H240V19L242 18ZM245 17H246V15H245ZM248 17V16H247ZM80 18V17H79ZM127 18V17H126ZM155 18V17H154ZM158 18H157V20H158ZM172 18V17H171ZM170 18V19H171ZM174 18H175V16H174ZM179 18H181V17H179ZM191 18H193V17H191ZM211 18V17H210ZM225 18H223V20L225 19ZM231 18H233V17H231ZM249 18V17H248ZM85 19V20H86ZM89 19V18H88ZM92 19H96V18H93L92 17ZM102 19V18H101ZM143 19V18H142ZM153 19V18H152ZM151 19V20H152ZM161 20H162V17L160 18ZM158 20V21H155V24L157 23V22H161V20ZM164 19V18H163ZM165 19H167V17H165ZM169 19V18H168ZM204 19V18H203ZM215 19H216V17H215ZM218 19V18H217ZM217 19H216V21H217ZM235 19V18H234ZM85 20H84V22H85ZM131 20H133V19H131ZM148 20V19H147ZM151 20H149V21H151ZM155 19H153V21H154ZM189 20V19H188ZM193 20V19H192ZM210 20H212V19H210ZM214 20V19H213ZM228 20V19H227ZM233 20V19H232ZM232 20H231V24L233 25V22H232ZM243 20L244 19H242V22H243ZM95 21V20H94ZM97 21V20H96ZM137 21H139V19L137 20ZM168 21V20H167ZM215 21V22H216ZM218 21H221L220 20V18H219V20ZM217 21V22H218ZM248 21V20H247ZM75 22H78V20L77 21H75ZM75 22H73V23H75ZM83 22V23H84ZM99 22V21H98ZM107 22V21H106ZM125 22H127V21H125ZM134 22H135V20H134ZM143 22V21H142ZM171 22V21H170ZM200 22V21H199ZM203 22V21H202ZM224 22H225V20H224ZM229 22V21H228ZM227 22V23H228ZM244 22H246V21H244ZM244 22H243V24H244ZM73 23H71L70 25H72ZM89 23H90V21H89ZM132 23V22H131ZM136 23V22H135ZM138 23V22H137ZM144 23V22H143ZM147 23V22H146ZM149 23V22H148ZM152 23V22H151ZM151 23H149V24H151ZM198 23V22H197ZM208 23V22H207ZM221 23V22H220ZM236 23V22H235ZM237 23H240V22H237ZM79 24V23H78ZM85 24V23H84ZM91 24V23H90ZM89 24V25H90ZM110 24V23H109ZM142 24V23H141ZM158 24V23H157ZM171 24H172V22H171ZM193 24V23H192ZM199 24H201V23H199ZM245 24H247V23H245ZM249 24V23H248ZM88 25V26H89ZM93 25H94V22H93ZM128 25V24H127ZM130 25H132V24H130ZM179 25V24H178ZM202 25V24H201ZM220 25V24H219ZM237 25V24H236ZM79 26V25H78ZM85 26V25H84ZM87 26V27H88ZM97 26H98V23H97ZM96 26V27H97ZM107 26V25H106ZM105 26V27H106ZM109 26V25H108ZM129 26V25H128ZM143 26V25H142ZM148 26V25H147ZM157 26V25H156ZM156 26H154V27H156ZM160 26V25H159ZM169 26H170V24H169ZM173 26V25H172ZM200 25H198V27H199ZM210 26V25H209ZM242 26V25H241ZM245 26V28H247L246 27V25H244ZM70 27V26H69ZM74 28H76L75 26H73ZM91 27V26H90ZM96 27H95V29H96ZM99 27H102V26H99ZM127 26H125L124 27V30L126 31V28ZM134 27V26H133ZM133 27H131L130 26V28H132L133 29ZM136 27H137V25H136ZM185 27V26H184ZM194 27H196V26H194ZM240 26H238V28H239ZM71 28V27H70ZM78 28V27H77ZM89 28V27H88ZM103 28V27H102ZM107 28V27H106ZM105 28V29H106ZM128 28V27H127ZM129 28V29H130ZM148 28H149V26H148ZM173 28H174V26H173ZM200 28H202V27H200ZM215 28V27H214ZM214 28L212 29V30H214ZM223 28V27H222ZM241 28V27H240ZM244 28V27H243ZM249 28H250V25H249ZM92 29V28H91ZM91 29L90 30H88L87 32L89 33V31L90 32H93V31H91ZM101 29V28H100ZM136 30H137V28H135ZM134 29V30H135ZM157 29V28H156ZM208 29V28H207ZM206 29V30H207ZM224 29V28H223ZM229 29H231V27L229 28ZM234 29H236V28H234ZM242 29V28H241ZM251 29V28H250ZM83 30V29H82ZM124 30H123V32H124ZM140 30V29H139ZM157 30H159V29H157ZM156 30V31H157ZM210 29H208V31H209ZM212 30H211V32H212ZM221 30V29H220ZM243 30V29H242ZM70 31V30H69ZM110 31V30H109ZM132 31V30H131ZM162 31V30H161ZM170 31H171V29H170ZM201 31H203V30H201ZM204 31H205V28H204ZM225 31V30H224ZM226 31H227V29H226ZM231 31V30H230ZM235 31V30H234ZM248 31H250L249 29H248ZM81 32V31H80ZM85 32V31H84ZM97 34H99V31L97 30ZM154 32V31H153ZM175 32V31H174ZM210 32V31H209ZM211 32L209 33V34H211ZM222 32V31H221ZM228 33H229V31H227ZM233 32V31H232ZM231 32V35H232V37L231 36H229V37H231V38H233V36H234V34ZM237 32V31H236ZM240 32V31H239ZM79 33V32H78ZM96 33V32H95ZM104 33V32H103ZM132 33H134L133 31H132ZM136 33H138L137 31H136ZM151 33V32H150ZM159 33H161V32H159ZM187 33H188V31H187ZM87 34V33H86ZM85 34V35H86ZM94 33H92V35H93ZM97 34H94L95 36L97 35ZM130 34H131V32H126V37L128 38L129 36H130ZM144 34V38H140L139 37V39L138 40H140L139 41V43H138V45H137V43H135V47L136 48H140V49H147V48H145V47H147L150 43H151V41H152V39H151V41H150V38H148L147 36H146V34L145 33H143ZM157 34V33H156ZM168 34V33H167ZM208 34V33H207ZM217 34V33H216ZM239 34H242V33H239ZM244 34V33H243ZM248 34V33H247ZM246 34V35H247ZM79 35H82V34H79ZM85 35H83V36H85ZM87 35H89V34H87ZM87 35H86V37H87ZM109 35V34H108ZM123 35V34H122ZM152 35V37H153V35L154 34H151ZM159 35V34H158ZM165 35V34H164ZM170 35H172L173 36V34H171L170 33ZM189 34H185V36H188ZM202 35V37L205 35L204 33L203 34H201ZM211 35H213V34H211ZM227 35H229V34H227ZM226 35V36H227ZM99 36V35H98ZM103 36V35H102ZM121 36V35H120ZM132 36V35H131ZM134 36V35H133ZM139 36V35H138ZM195 36V35H194ZM194 36H193V38H194ZM197 37H199L198 35H196ZM195 36V37H196ZM206 36V35H205ZM216 36H218V34L216 35ZM237 36V35H236ZM250 36V35H249ZM72 37V36H71ZM81 37V36H80ZM91 37V36H90ZM150 37V36H149ZM151 37V38H152ZM166 37H167V35H166ZM165 37V38H166ZM189 37V36H188ZM239 37V36H238ZM244 37V36H243ZM74 38V39H73ZM72 38V41L73 40H75V38H76V35H75V37H73ZM89 38V37H88ZM98 38V37H97ZM102 38V37H101ZM125 38V37H124ZM161 38V37H160ZM211 38V37H210ZM217 38H219V37H217ZM250 38H251V36H250ZM76 39H78V38H76ZM84 40H85V38H83ZM90 39V38H89ZM94 39V41L96 40V38H93ZM99 39V38H98ZM107 39V38H106ZM105 39V40H106ZM163 39V38H162ZM177 39V38H176ZM187 39V38H186ZM213 39V38H212ZM222 39V38H221ZM234 39H235V37H234ZM237 39H240V38H237ZM252 39V38H251ZM81 40H82V38H81ZM100 40V39H99ZM122 40V39H121ZM175 40V39H174ZM173 40V41H174ZM193 40V39H192ZM191 40V41H192ZM211 40V39H210ZM220 40V39H219ZM224 40V39H223ZM232 40V39H231ZM243 40V39H242ZM69 41V40H68ZM71 41V42H72ZM98 41V40H97ZM97 41H95V44L97 43ZM123 41H125V40H123ZM127 41V40H126ZM130 41V40H129ZM167 41V40H166ZM190 41V42H191ZM193 41H195V40H193ZM192 41V43H193V46H194V42ZM201 41V40H200ZM212 41V40H211ZM217 41V40H216ZM233 41H235V40H233ZM247 41V40H246ZM81 42V41H80ZM93 42V40H89V41H84V44H82V46L84 45V48H85V46L87 47L86 49H89L90 50V47H95L94 46V43H92ZM104 41H103V39H102V44H104L103 43ZM131 42V41H130ZM153 42V41H152ZM190 42H188V43H190ZM203 42V41H202ZM202 42H200V43H202ZM209 42V41H208ZM213 42V41H212ZM218 42V41H217ZM216 42V43H217ZM222 40H220V43L222 44ZM237 42H239V40L237 41ZM249 42H252L251 40H249ZM255 42V41H254ZM257 42V41H256ZM255 42V43H256ZM262 42H264V41H262ZM77 43V42H76ZM75 43V44H76ZM100 43V42H99ZM122 43V42H121ZM186 43V42H185ZM215 43V42H214ZM213 43V44H214ZM235 43V42H234ZM253 43V42H252ZM251 43V44H252ZM86 44V45H85ZM123 44H124V42H123ZM127 44H128V42H127ZM154 44V43H153ZM168 44V43H167ZM175 44L177 45V42H175ZM174 44V45H175ZM209 44V43H208ZM220 44V45H221ZM237 43H235V45H236ZM250 44V45H251ZM264 44V43H263ZM66 45H68V44H66ZM73 45V44H72ZM71 45V46H72ZM78 45H79V42H78ZM77 44H76V46H78ZM100 45V44H99ZM119 45V44H118ZM121 45V44H120ZM162 45V44H161ZM164 45V44H163ZM179 45V44H178ZM197 45V44H196ZM198 45H200V44H198ZM210 45H211V43H210ZM223 45H225V43L223 44ZM241 45H243L242 43H241ZM240 45V46H241ZM70 46V45H69ZM68 46V47H69ZM80 46V45H79ZM127 46V45H126ZM126 46L124 47V49H126ZM156 46V45H155ZM160 46V45H159ZM172 46V45H171ZM209 46V45H208ZM208 46H207V49H208ZM215 46V45H214ZM217 46V45H216ZM222 46V45H221ZM237 46V45H236ZM247 46V45H246ZM249 46V45H248ZM247 46V50H248V48L250 49V47H248ZM258 46H259V44H258ZM264 46V45H263ZM72 47H74V46H72ZM97 47V46H96ZM131 47V46H130ZM180 47V46H179ZM178 47V48H179ZM197 47V46H196ZM199 47H201V46H199ZM220 47V46H219ZM242 47V46H241ZM240 47V48H241ZM65 48V47H64ZM78 48V47H77ZM76 47L75 48H73V49H77ZM98 48V47H97ZM102 48V47H101ZM129 48V47H128ZM159 48H161V47H159ZM170 48V47H169ZM183 48V47H182ZM182 48H180V49H182ZM220 48H222V47H220ZM225 48V47H224ZM258 48V49H257ZM66 49V48H65ZM64 49V50H65ZM70 49V48H69ZM72 49V50H73ZM122 49V48H121ZM132 49H134V48H132ZM149 49H151V48H149ZM154 49V48H153ZM163 49V48H162ZM161 49V50H162ZM192 49H193V47H192ZM206 48H205V50H207ZM212 48H210V50H211ZM231 49V48H230ZM229 48H227V50H230ZM237 49V48H236ZM239 49V48H238ZM256 50H254L253 52H257V50L259 51V47H257L256 46V48H255ZM89 50H87V51H89ZM94 50H95V48H94ZM130 50V49H129ZM127 51L128 53L130 52V51ZM139 50V49H138ZM152 50V49H151ZM201 50V49H200ZM199 50V51H200ZM244 50V49H243ZM261 50V49H260ZM67 51L69 52V54H70V51L67 49ZM84 51H85V49H84ZM125 51V52H126ZM146 51V50H145ZM159 51V53H160V50H158ZM175 51V50H174ZM208 51V50H207ZM213 51H215V49L213 50ZM217 51H221V50H218V48H217ZM262 51V50H261ZM261 51H259L258 53H257V55H259L260 53H261ZM64 52V51H63ZM73 52H75V51H73ZM86 52V51H85ZM91 53H92V50L90 51ZM132 52H134V51H132ZM162 52V51H161ZM163 52H164V50H163ZM166 52V51H165ZM172 52V51H171ZM198 52V51H197ZM209 52V51H208ZM226 52H228V51H226ZM230 52H232V51H230ZM229 52V53H230ZM236 52V51H235ZM252 52V50H251V53H253ZM90 53V54H91ZM98 53V52H97ZM97 53L95 54V55H97ZM101 53V52H100ZM100 53H99V55H100ZM104 53V52H103ZM156 53V52H155ZM168 53V52H167ZM173 53V52H172ZM190 53V52H189ZM199 53V52H198ZM202 53V52H201ZM204 53V52H203ZM212 53V52H211ZM218 53V52H217ZM225 53V52H224ZM240 53V52H239ZM263 53V52H262ZM68 54V53H67ZM68 54V55H69ZM77 53H74L73 54V56L75 57V55H76ZM90 54H89V57H92V56H90ZM94 54V53H93ZM116 54V53H115ZM124 54V53H123ZM126 54V53H125ZM153 54V53H152ZM157 54V53H156ZM155 54V55H156ZM161 54V53H160ZM158 55L159 57H161L162 58V56H164V55ZM163 54V53H162ZM169 54H170V51H169ZM176 54V53H175ZM192 54V53H191ZM213 54V53H212ZM211 54V55H212ZM214 54H215V52H214ZM213 54V55H214ZM221 55L222 56V54L221 53H218V55ZM236 54V53H235ZM246 54V53H245ZM254 54V53H253ZM256 54V53H255ZM254 54V55H255ZM92 55V54H91ZM95 55H93V58H94V56ZM120 56L122 55V54H119ZM138 55H140V54H138ZM199 55V54H198ZM205 57V60L206 59H208L209 57L211 58L212 56H210V55H205V54H203ZM225 54H223V56H224ZM231 55V54H230ZM234 55V54H233ZM232 55V56H233ZM240 55H241V53H240ZM240 55H239V57H240ZM77 56V55H76ZM85 56H87V55H85ZM126 56H127V54H126ZM130 56H132V54L130 55ZM152 56H154V55H152ZM166 56V55H165ZM202 56V55H201ZM221 56H218V58L220 57L221 58ZM226 56H227V53H226ZM245 56V55H244ZM248 56H249V54H248ZM251 56H253V55H251ZM71 57V55L69 56V58ZM74 57H73V59H74ZM88 57V58H89ZM104 57V56H103ZM125 57V56H124ZM136 57H137V55H136ZM190 57V56H189ZM217 57V56H216ZM230 57V56H229ZM238 57V56H237ZM241 57H243V55H241ZM68 58V57H67ZM99 58V57H98ZM120 58V57H119ZM128 58H129V56H128ZM150 58H152L151 56H150ZM173 58V57H172ZM181 58V57H180ZM186 58V57H185ZM204 58H202V59H204ZM234 59H235V57H233ZM254 58V57H253ZM257 58V57H256ZM62 59H63V57H62ZM81 58L79 57V60H80ZM86 59H87V57H86ZM94 59H96V57L94 58ZM126 59H127V57L124 59V62L126 61ZM137 59V58H136ZM141 59V60H140ZM138 58V60H139V62L140 61H142L143 60V58ZM221 59H223L224 60V58H221ZM233 59V60H234ZM245 59V58H244ZM250 59V58H249ZM255 59V58H254ZM65 60V59H64ZM82 60V59H81ZM80 60V61H81ZM83 60H84V58H83ZM93 60V59H92ZM123 60V59H122ZM129 60V59H128ZM137 60V61H138ZM155 60V59H154ZM157 60H159V58L157 59ZM168 60H170V59H168ZM226 60V59H225ZM224 60V61H225ZM232 60V59H231ZM230 60V61H231ZM242 60V59H241ZM74 61V60H73ZM85 61V60H84ZM84 61H81V63L82 62H84ZM95 61V60H94ZM115 61H117L116 59L114 60V62ZM144 61V60H143ZM142 61V62H143ZM147 61V60H146ZM145 61V62H146ZM164 61V60H163ZM179 61V60H178ZM211 61V60H210ZM229 61V63H231ZM247 61V60H246ZM71 62V61H70ZM123 62V64L125 65V63ZM128 62V61H127ZM126 62V63H127ZM156 62V61H155ZM165 62V61H164ZM169 62V61H168ZM192 62V61H191ZM199 62V61H198ZM197 62V63H198ZM203 62V61H202ZM213 62H214V60H213ZM216 62H217V60H216ZM215 62V63H216ZM219 62V61H218ZM217 62V63H218ZM221 62V61H220ZM219 62V63H220ZM227 62V61H226ZM77 62H75L74 61V66H75V64H76ZM80 63V65H82ZM84 63H86V62H84ZM92 63H93V61H92ZM116 63V62H115ZM150 63H152V62H150ZM158 63V62H157ZM214 63V64H215ZM217 63H216V65H217ZM222 63V62H221ZM233 63V62H232ZM247 63V62H246ZM60 64H62V63H60ZM59 64V65H60ZM67 64H68V62H67ZM79 64V63H78ZM95 65H96V62L94 63ZM154 64V63H153ZM156 64V63H155ZM177 64V63H176ZM200 64V63H199ZM227 63H225V65H226ZM234 64V63H233ZM235 64H236V62H235ZM90 65V64H89ZM139 66H140V64H138ZM197 66H200V65H198V64H196ZM219 65H221V64H219ZM223 65V64H222ZM232 65V64H231ZM84 66H85V64H84ZM84 66H82V68L83 69H81V71L83 72V70H84ZM97 67H98V65H96ZM119 66H121V65H119ZM123 66V65H122ZM152 66V65H151ZM202 66V65H201ZM209 66V65H208ZM227 66V65H226ZM239 66V65H238ZM62 67V66H61ZM78 67V66H77ZM86 67V66H85ZM93 67V66H92ZM97 67H96V69H97ZM125 67H126V65H125ZM181 67H183V66H181ZM204 67V66H203ZM211 67V65L209 66V68ZM223 67V66H222ZM232 67V66H231ZM231 67H229V68H231ZM243 67V66H242ZM65 68V67H64ZM87 69L89 68L88 66L86 67ZM94 68V67H93ZM152 68H153V66H152ZM152 68H151V70H152ZM184 68V67H183ZM214 67H212V69H213ZM224 68V67H223ZM222 68V69H223ZM236 68H238L237 66H236ZM241 68V67H240ZM244 68V67H243ZM243 68H242V70H243ZM67 69V68H66ZM71 69V68H70ZM76 69V68H75ZM86 69V70H87ZM123 69H124V72H126V73H124V75L126 76V75H128V72H127V69H125L124 67H123ZM153 69H155V68H153ZM159 69V68H158ZM197 69H199L200 70V68H197ZM204 69V68H203ZM216 69H218V68H216ZM232 69V68H231ZM62 70H64V69H62ZM78 70H80V68L78 69ZM77 69H76V71L79 73V71H78ZM89 70V69H88ZM113 70V69H112ZM128 70H129V68H128ZM210 69H208V72H209V74H210V71H209ZM230 70V69H229ZM229 70H227V71H229ZM241 70V69H240ZM53 71V72H54ZM60 71V70H59ZM96 71V72H97ZM116 71V70H115ZM132 71V70H131ZM147 71V70H146ZM194 71H196V70H194ZM207 71V70H206ZM238 71V70H237ZM246 71V70H245ZM63 72V71H62ZM66 72V71H65ZM175 72V71H174ZM212 72H213V70H212ZM211 72V73H212ZM215 72V71H214ZM213 72V73H214ZM226 72V71H225ZM224 72V73H225ZM85 74H83V75H87L86 73L87 72H84ZM122 74H123V72H121ZM121 73H120V75H121ZM142 73V72H141ZM155 73H157V72H155L154 71V74ZM199 73H200V71H199ZM202 73H203V71H202ZM205 74H206V72H204ZM221 73H222V71H221ZM228 73V72H227ZM232 73H233V71H232ZM238 73H240V72H238ZM244 72L242 71V73L241 74H243ZM52 74V73H51ZM72 74H73V72H72ZM75 74V73H74ZM79 74H81V72L79 73ZM96 74V73H95ZM118 74V73H117ZM139 74V73H138ZM144 74V73H143ZM182 74V73H181ZM195 74V73H194ZM193 74V75H194ZM198 74V73H197ZM208 74V73H207ZM215 74V73H214ZM237 74V73H236ZM244 74H246V72L244 73ZM119 75V74H118ZM119 75V76H120ZM142 75V74H141ZM149 75H150V73H149ZM160 78H162L160 75L161 74H157ZM199 75V74H198ZM212 75V74H211ZM216 75H218V74H216ZM226 75V74H225ZM65 76V75H64ZM88 76V75H87ZM143 76V75H142ZM163 76V75H162ZM181 76V75H180ZM195 77H194V79L196 78V76L197 75H194ZM214 76V75H213ZM213 76H210L209 78H212L213 79ZM231 76H232V74H231ZM72 77V76H71ZM83 77V76H82ZM133 77V76H132ZM151 76H149V77H147V78H150ZM182 77V76H181ZM198 77V76H197ZM200 77V76H199ZM233 77V76H232ZM245 77H246V75H245ZM68 78H70V76L68 77ZM81 78V77H80ZM84 78H85V80H86V76H84ZM83 78V79H84ZM91 78V77H90ZM154 78V77H153ZM160 78H158V80H160ZM164 78V77H163ZM162 78V79H163ZM166 78V77H165ZM178 78V77H177ZM202 78H203V76H202ZM208 78V76H207V80H210ZM237 78V77H236ZM73 79V78H72ZM152 79V78H151ZM161 79V80H162ZM205 79V78H204ZM203 79V80H204ZM218 79L219 80H221L220 79V76L218 77ZM238 79L239 78H237V81H238ZM242 79H243V81H245L246 79L245 78H241V79H239V80H241L242 81ZM245 79V80H244ZM62 80H64V79H62ZM68 81L69 79H65V81ZM70 80H71V78H70ZM77 80H79V79H77ZM89 80V79H88ZM87 80V81H88ZM95 80V79H94ZM135 80V79H134ZM192 80V79H191ZM216 80V79H215ZM228 80H230V79H228ZM233 80V79H232ZM66 81V82H67ZM118 81H119V79H118ZM120 81H122V80H120ZM154 81H155V83L154 84H156V80L154 79ZM166 81V80H165ZM176 81H178V80H176ZM201 81V80H200ZM206 81V80H205ZM210 81H212V80H210ZM223 81V80H222ZM240 81V82H241ZM82 82H83V80H82ZM90 82V81H89ZM89 82H87V83H89ZM92 82H93V80H92ZM204 82V81H203ZM209 82V81H208ZM224 82V81H223ZM232 82V81H231ZM239 82V81H238ZM57 83H58V81H57ZM85 83V82H84ZM121 83V82H120ZM133 83V84H132ZM126 82L125 83V85H124V87L126 88V86H127V88H130L129 90H126V93H124L125 95H128L129 96V99H128V101H130V102H128V103H122L123 105H124V110H125V115H123V116H120V119L119 120H114V117H113V121H118L117 123H116V126H113V127H115L114 129H113V134L111 135V137L109 138V140H108V138H107V143H106V145L104 146H102V148H101V146H100V142H98V143H96L92 148H91V155H90V159H89V157H87L88 159H89V163L88 164H84V163H82L81 161H79L78 159V161L79 162H75L76 164L75 165H73V167H72V170H71V176H74L76 179H77V177H80L81 179H80V187H84V193L86 192V196H89V200L88 201H86V203H85V207H84V210H86L84 213H83V215L82 216H84V219H82L84 222H86L85 224V226H86V228H87V231L85 232L86 234H84V235H80L78 232V234L80 235L79 236V241L76 239L74 242H71V243H73V248H76V249H81V250H84L85 252L86 251H89V253L90 254H95V256H96V254L98 253V252H102L101 250H100V248H102V249H104L105 250V252L109 255V254H114L115 252L117 253L119 250H120V248H118V246L116 245V242H114L113 240L112 241H110L109 242V244L106 246V247H102L101 245L104 243V241H103V239H102V236H105V237H107V235L109 234L108 232V227H107V218H109L111 215L113 216V215H118V218H119V220L118 221H116V223H115V227H118V228H120L121 229V231H123L124 232V230H125V226H127V225H125L124 224V221H125V219H123V217L125 216L124 214H126L127 216H131V215H134V213L127 207V205L129 204V202H130V200H129V197H128V195H127V193H126V191L125 190H127L128 189V187H129V185H130V189L131 188H133V186H132V184H130L129 182L131 181H129V178H130V176H127V174H126V171H125V168L126 167H124L126 164L123 162V164H125L122 168H124L123 169V172L125 173L123 176H122V174H121V172L122 171H120V170H122L121 169V161L122 160H125L126 158H124V153H126V151H127V149H126V147H127V142H129L130 140H131V143L133 144V145H138V144H141V145H143L141 142L140 143H138V141L140 140V138H141V135H140V133H141V131L138 129V130H135L134 129V127H132L133 126V124L132 123H130V120H129V116H131V118H132V116H134L137 112H135V114H132L133 113V111H134V109H136V101H137V94H136V90H137V86H141V80L139 79V78H136V80H135V82ZM144 83V82H143ZM150 83V82H149ZM148 83V84H149ZM158 83V82H157ZM160 84H161V81L159 82ZM207 83V82H206ZM213 83V82H212ZM211 83V84H212ZM215 83V82H214ZM213 83V84H214ZM217 83V82H216ZM220 83V82H219ZM226 83L228 84V82L226 81ZM225 83V84H226ZM237 83V82H236ZM242 83V82H241ZM94 84V83H93ZM96 84V83H95ZM114 84V83H113ZM117 84H119V83H117ZM123 84V83H122ZM154 84H152L154 87H155V85ZM181 84V83H180ZM183 84V83H182ZM186 84V83H185ZM184 84V85H185ZM202 84V83H201ZM208 85L210 84V83H207ZM226 84V85H227ZM56 85H58V84H56ZM66 85V84H65ZM73 85H75V84H73ZM87 85H89V84H87ZM157 85V84H156ZM183 85V86H184ZM187 85H188V82H187ZM206 85V84H205ZM207 85V86H208ZM215 85V84H214ZM217 85V84H216ZM218 85H220V84H218ZM243 85H245V83L243 84ZM61 86H64V85H61ZM66 86H68V84L66 85ZM119 86V85H118ZM117 86V87H118ZM158 86V85H157ZM169 86V85H168ZM179 86V85H178ZM207 86H205V88H207ZM210 86V85H209ZM231 86H233V84L231 85ZM38 87H40V89L38 88ZM59 87H60V84H59ZM58 87V88H59ZM65 87V86H64ZM69 87V86H68ZM71 87H72V85H71ZM90 87V86H89ZM120 87V86H119ZM118 87V88H119ZM121 87H122V85H121ZM124 87H123V91H124ZM163 86H161V88H162ZM224 87V86H223ZM230 87V86H229ZM235 87V86H234ZM234 87H233V90H234ZM237 87H240V86H237ZM236 87V88H237ZM63 88V87H62ZM116 88V87H115ZM136 88V89H135ZM143 88H144V86H143ZM227 88V87H226ZM55 89H56V86H55ZM65 89V88H64ZM64 89H62L64 92H65V90ZM75 89V88H74ZM77 89V88H76ZM88 89V88H87ZM86 89V90H87ZM90 89V88H89ZM109 89V88H108ZM110 89H112V88H110ZM120 89V88H119ZM145 89H146V91H147V87H145ZM150 89V88H149ZM157 89V88H156ZM163 89V88H162ZM170 89V88H169ZM179 89V88H178ZM183 89V88H182ZM216 89V88H215ZM239 89V88H238ZM243 89V88H242ZM35 90H37V92H35ZM61 90V91H62ZM72 90V89H71ZM70 90V91H71ZM78 90V89H77ZM118 90V89H117ZM116 90V91H117ZM152 90V89H151ZM165 90V89H164ZM204 90V89H203ZM232 90V91H233ZM59 91V90H58ZM63 91H62V93H63ZM67 91V90H66ZM93 91V90H92ZM116 91H113V92H116ZM153 91V90H152ZM168 91V90H167ZM173 91V90H172ZM221 91V90H220ZM223 91H225V90H223ZM240 91V90H239ZM47 92V91H46ZM149 92V91H148ZM175 92V91H174ZM197 92V91H196ZM206 92H207V90H206ZM243 92H244V90H243ZM242 92V93H243ZM28 93H30V95H33V97H34V99H33V101H32V103H28V100H27V98H26V96H27V94ZM68 93V92H67ZM74 93V92H73ZM90 93V92H89ZM117 93H118V91H117ZM200 93H201V91H200ZM210 93H211V91L209 92V95H210ZM221 93H226V92H221ZM233 93H235L234 91H233ZM47 94V93H46ZM60 94H61V92H60ZM72 94V93H71ZM106 94H108V93H106ZM119 94V93H118ZM171 94V93H170ZM212 94H214L213 92H212ZM217 94V93H216ZM220 94V93H219ZM218 94V95H219ZM240 94V93H239ZM63 95V94H62ZM80 95V94H79ZM110 95V94H109ZM114 95H115V93H114ZM131 95V96H130ZM165 95V94H164ZM173 95V94H172ZM201 95V94H200ZM207 95V94H206ZM236 95H237V93H236ZM52 96H53V94H52ZM65 96V95H64ZM64 96L63 97H59V99L61 100L60 102H62L61 103V107L60 108H62L63 109V107L62 106H65L64 105ZM67 96V95H66ZM77 96V95H76ZM88 96V95H87ZM95 96H96V94H94V98H95ZM111 96V95H110ZM150 96H151V94H150ZM156 96H158V93H157V95ZM167 95H165V97H166ZM212 96V95H211ZM220 96V95H219ZM46 97V96H45ZM78 97V96H77ZM116 97V96H115ZM126 97V96H125ZM152 97V96H151ZM228 97V96H227ZM48 98V97H47ZM47 98H45V99H47ZM75 98V97H74ZM88 98V97H87ZM108 99H109V97H107ZM114 98V97H113ZM117 98H118V96H117ZM147 98V97H146ZM162 98H164V96L162 97ZM168 98V97H167ZM202 98V97H201ZM201 98H200V100H201ZM219 98V97H218ZM239 98V97H238ZM65 99H67V98H65ZM71 99V98H70ZM90 99V98H89ZM96 99V98H95ZM121 99V98H120ZM153 99V98H152ZM172 99V98H171ZM223 99V98H222ZM230 99V98H229ZM236 99V98H235ZM235 99H233L234 101H235ZM68 100V99H67ZM88 100V99H87ZM158 100H159V98H158ZM231 100V99H230ZM232 100V101H233ZM56 101H59L58 99L56 100ZM69 101V100H68ZM106 101V100H105ZM114 101V100H113ZM161 102H162V100H160ZM210 103H212V101H213V97H210ZM219 101V100H218ZM223 101V100H222ZM225 101V100H224ZM223 101V102H224ZM229 101V100H228ZM232 101H231V103H232ZM238 101V100H237ZM67 102V101H66ZM110 102H111V99H110ZM110 102H109V104H110ZM117 102V101H116ZM170 102V99L168 100V103ZM236 102V101H235ZM57 103V102H56ZM77 103H78V99L77 100H75L74 99V101H73V104H71L70 106H67V108H69V110H68V112H69V117H70V119L71 120H74L76 117H77V114H76V106L75 105H77ZM83 103H85L86 104V101L84 102L83 101ZM90 103H91V101H90ZM115 103V102H114ZM118 103H119V99H118ZM143 103V102H142ZM145 103V102H144ZM144 103H143V105H140L139 107H137V108H140L139 110H138V114H136L135 115V117L137 116L138 117V119L139 120H143L144 122H147V117H148V115H150L149 114V111L148 112H146L145 113V111L147 110V106L145 107V105H144ZM148 103V102H147ZM153 103V102H152ZM158 103V102H157ZM163 103V102H162ZM162 103H160V104H162ZM225 103V102H224ZM240 103V102H239ZM246 103V102H245ZM107 104H108V102H107ZM113 104V103H112ZM138 105H139V103H137ZM154 104H156V103H154ZM160 104H159V106H160ZM170 104V103H169ZM221 104H223L222 102H221ZM89 105H91V104H89ZM106 105V104H105ZM116 105V104H115ZM121 105V104H120ZM128 105H131V107L129 108V106ZM157 105V104H156ZM154 106L156 109L158 108L157 106ZM165 104H163L162 106H164ZM211 105V104H210ZM224 105V104H223ZM235 105V104H234ZM84 106V105H83ZM118 106V105H117ZM150 106V105H149ZM215 106V105H214ZM217 106V105H216ZM225 106V105H224ZM223 106V107H224ZM237 106V105H236ZM57 107H58V105H57ZM90 107V106H89ZM142 107V108H141ZM151 107V106H150ZM161 107V106H160ZM165 107H167V106H165ZM231 107V106H230ZM54 108V107H53ZM59 108V107H58ZM58 108H56V109H58ZM84 108V107H83ZM86 108V107H85ZM121 108H123V106L121 107ZM168 108V107H167ZM170 108V107H169ZM222 108V107H221ZM87 109V108H86ZM85 109V110H86ZM117 109V108H116ZM153 109V108H152ZM155 109V110H156ZM160 109H162V107L160 108ZM160 109H157V110H160ZM171 109V108H170ZM207 109H209V108H207ZM215 109V108H214ZM225 109V108H224ZM235 108H233L232 110H234ZM247 109V108H246ZM91 110H93V109H90V111ZM111 110V108L109 109V111ZM142 110V111H141ZM163 110H164V107H163ZM236 110V109H235ZM234 110V113L236 112ZM238 110V109H237ZM240 110H242V109H240ZM247 110H250L249 108L247 109ZM40 111V110H39ZM43 111V110H42ZM57 111H59V110H57ZM60 111H61V109H60ZM60 111H59V114H60ZM65 111V110H64ZM63 111V112H64ZM111 111H113V110H111ZM118 111V110H117ZM141 111V112H140ZM168 111V110H167ZM171 111V110H170ZM214 111H216V109L214 110ZM44 112V111H43ZM42 112V113H43ZM92 112V111H91ZM115 112H116V110H115ZM158 112H160V111H157V112H155V113H157L158 114ZM169 112V111H168ZM241 112V111H240ZM30 113V112H29ZM34 113V112H33ZM46 113V112H45ZM54 113H56V112H54ZM86 113V112H85ZM88 113H89V111H88ZM113 113V112H112ZM111 112L109 113V114H112ZM140 113V114H139ZM167 113V112H166ZM170 113V112H169ZM246 113V112H245ZM41 114V113H40ZM59 114H58V116H59ZM89 114H91V113H89ZM226 114V113H225ZM242 114H244V112H242ZM241 114V115H242ZM247 114H248V112H247ZM61 115V114H60ZM63 115V114H62ZM161 115H163V114H161ZM205 115V114H204ZM17 116H20V117H17ZM40 116V115H39ZM104 116V115H103ZM109 116V115H108ZM156 116V115H155ZM160 116V115H159ZM176 116V115H175ZM211 116V115H210ZM209 116V117H210ZM45 117V116H44ZM54 119H56L55 118V116H52ZM51 117V118H52ZM129 117V118H128ZM143 118V119H140V118ZM174 117V116H173ZM176 117H178V116H176ZM205 117V116H204ZM30 118V117H29ZM28 118V120H30ZM32 118V117H31ZM59 118V117H58ZM67 118V117H66ZM84 118H87V117H84ZM153 118H155V117H153ZM152 118V119H153ZM166 118H168L167 117V115H166ZM175 118V117H174ZM60 119H61V117H60ZM78 119V118H77ZM76 119V120H77ZM175 119H178V118H175ZM230 119V118H229ZM33 120H34V118H33ZM48 120V119H47ZM65 120V119H64ZM111 120V119H110ZM137 120V119H136ZM139 120H138V122H139ZM154 120V119H153ZM152 120V121H153ZM166 120H168V119H166ZM207 120H209V119H207ZM234 120V119H233ZM53 121H56V120H53ZM79 121H80V119H79ZM87 121V120H86ZM158 121H160L159 119H158ZM174 121V120H173ZM177 121V120H176ZM179 121V120H178ZM186 121H187V119H186ZM31 122H33V121H31ZM37 122V121H36ZM44 122V121H43ZM50 122V121H49ZM60 122V121H59ZM63 122V121H62ZM88 122V121H87ZM131 122H133V120L131 121ZM135 122H137V121H135ZM137 122V123H138ZM140 122H142V121H140ZM144 122H142L141 124H143V125H146V123H144ZM161 122H164L163 120L161 121ZM236 123H237V121H235ZM41 123H42V121H41ZM63 123H65V122H63ZM63 123L61 124L62 126V129L63 130H65V128H63V126L64 125H67V124H64L63 125ZM67 123H68V121H67ZM109 123V122H108ZM136 123V124H137ZM153 123H155V121L153 122ZM152 123V124H153ZM166 123V122H165ZM174 123H175V121H174ZM177 123V122H176ZM194 123V122H193ZM212 123V122H211ZM211 123H210V125H211ZM232 123H234V122H232ZM37 124V123H36ZM38 124H39V122H38ZM45 124H46V122H45ZM45 124L43 123V125L45 126ZM49 124V123H48ZM53 124V123H52ZM51 124V126H54L55 128H56V126H57V128H58V125H56L55 123H54V125H52ZM69 124H70V122H69ZM68 124V125H69ZM73 124V123H72ZM88 124V123H87ZM86 124V125H87ZM115 124V123H114ZM130 124H132V125H130ZM135 124V125H136ZM139 124V123H138ZM151 124V123H150ZM150 124H148V127H149V125ZM164 124V123H163ZM42 125V126H43ZM47 125V124H46ZM56 125V126H55ZM102 125V124H101ZM113 125V124H112ZM155 125V124H154ZM166 125V124H165ZM218 125V124H217ZM251 125V124H250ZM35 126H38V125H35ZM43 126V127H44ZM48 126V125H47ZM50 126V127H51ZM72 126V125H71ZM157 126V125H156ZM158 126H160V125H158ZM157 126V127H158ZM34 127V126H33ZM46 127V126H45ZM78 127H80L79 128V133L80 134H82V138L81 139H83L84 140V135H83V128H82V124H78ZM100 128L102 127V126H99ZM169 127V126H168ZM181 127V126H180ZM195 127V126H194ZM212 127L213 126H211L210 128H209V131L212 129ZM254 127V126H253ZM56 128V129H57ZM72 128V127H71ZM91 128V129H92ZM143 128H146V127H143ZM156 128V127H155ZM165 128V127H164ZM197 128V127H196ZM252 128V127H251ZM32 129V128H31ZM35 129V128H34ZM42 129H44V128H42ZM53 129V128H52ZM148 129V128H147ZM160 129V128H159ZM182 129V128H181ZM33 130V129H32ZM49 130H51V129H49ZM55 130V129H54ZM69 130V129H68ZM67 130V131H68ZM98 130H99V128H98ZM164 130V129H163ZM251 130V129H250ZM21 131V130H20ZM41 131V130H40ZM57 131V130H56ZM72 131V130H71ZM91 131V130H90ZM94 131V130H93ZM104 131V130H103ZM108 131H112V129L111 130H108ZM149 131H150V129H149ZM162 131V130H161ZM161 131L159 132V133H161ZM185 131V130H184ZM196 131V129L194 130V132ZM77 132V131H76ZM92 132V131H91ZM96 132V131H95ZM101 132V131H100ZM148 132V131H147ZM165 132V131H164ZM163 132V133H164ZM168 132V131H167ZM166 132V133H167ZM249 132V131H248ZM21 134H22V132H20ZM51 133H54L53 131L51 132ZM61 133V132H60ZM59 133V134H60ZM63 133V132H62ZM61 133V134H62ZM68 133H69V131H68ZM71 133V132H70ZM69 133V134H70ZM155 133V131H153V134ZM162 133V139H163V136H166L165 134H163ZM172 133V132H171ZM171 133H170V135H171ZM206 133V132H205ZM219 133H222L221 131H219ZM20 134V135H21ZM34 134H37V132L36 133H34ZM44 134H46V132H44L42 135L44 136ZM55 134V133H54ZM53 134V135H54ZM66 134V133H65ZM68 134V135H69ZM74 134H76V133H74ZM74 134H73V136H74ZM91 134V133H90ZM94 134V133H93ZM109 134H111V133H109ZM149 134H150V132H149ZM152 134V133H151ZM150 134V136L149 137H151L152 135ZM175 135H176V133H174ZM184 134V133H183ZM190 134V133H189ZM188 134V135H189ZM193 134V133H192ZM195 134V133H194ZM226 134V133H225ZM23 135V134H22ZM40 135H41V132H40ZM63 135V134H62ZM71 135V134H70ZM98 135V134H97ZM140 135V136H139ZM145 135H147L146 133H145ZM157 134H155V136H156ZM159 135V134H158ZM208 135H210V134H208ZM254 135V134H253ZM27 136H29V135H27ZM38 136V135H37ZM59 136H61V135H59ZM80 136V135H79ZM94 136V135H93ZM184 136V135H183ZM186 136V135H185ZM42 137V136H41ZM44 137H46V136H44ZM47 137H48V135H47ZM67 137V136H66ZM70 137V136H69ZM69 137H67V138H69ZM88 137V136H87ZM97 137V136H96ZM148 136L146 137V138H148L149 139V143H150V139L151 138H149ZM157 137V136H156ZM168 137H170V136H166L165 138H168ZM174 138H176L175 136H173ZM27 138V137H26ZM72 138V137H71ZM77 138H79V137H76V140H77ZM99 138V137H98ZM153 138V137H152ZM160 138H161V134H160ZM32 139V138H31ZM40 139V138H39ZM38 139V140H39ZM43 139V138H42ZM48 139H49V137H48ZM53 139V138H52ZM73 139H74V137H73ZM88 139V138H87ZM93 139V138H92ZM96 139V138H95ZM170 139V138H169ZM236 139V138H235ZM253 139V138H252ZM33 140V139H32ZM45 140H47V139H45ZM58 140V139H57ZM69 140H70V138H69ZM69 140H67V142H66V144H67V147H65V149H67V152H68V149H69V146H68V143H69ZM79 140V139H78ZM142 140V139H141ZM155 140H156V138H155ZM165 140H167V139H165ZM24 141V140H23ZM26 141V140H25ZM30 141V140H29ZM34 141V140H33ZM32 141V142H33ZM49 141V140H48ZM53 141L54 140H52V143H53ZM79 141H81V140H79ZM87 141V140H86ZM157 141V140H156ZM158 141H159V138H158ZM163 141V140H162ZM168 141V140H167ZM232 141V140H231ZM235 141V140H234ZM252 141V140H251ZM32 142H30V146H31V143ZM35 142V141H34ZM33 142V143H34ZM41 142V141H40ZM39 142V143H40ZM45 142V141H44ZM55 142L56 141H54V145H55ZM65 142V141H64ZM71 142V141H70ZM74 142V141H73ZM160 142V141H159ZM159 142H157V143H159ZM18 143H19V141H18ZM26 143V142H25ZM25 143H24V145H25ZM36 143V142H35ZM39 143H36V144H39ZM42 143H43V141H42ZM50 143H51V141H50ZM50 143H48L49 145H51ZM83 143V144H82ZM152 143V142H151ZM162 143V142H161ZM242 143V142H241ZM41 144V143H40ZM47 143H46V145H48ZM64 144V143H63ZM70 144V143H69ZM81 144L82 145H86L87 146V142H86V144L82 141L81 142ZM167 144V143H166ZM166 144H164V145H166ZM221 144V143H220ZM27 145H28V143H27ZM26 145V146H27ZM53 145V146H54ZM65 145V144H64ZM64 145L63 146H61L62 148L64 147ZM71 145H74V143L73 144H71ZM71 145H70V147H71ZM82 145H81V150H82V148H84V147H82ZM175 145V144H174ZM29 146V145H28ZM33 146V145H32ZM36 146V145H35ZM35 146H33V147H35ZM42 146V145H41ZM44 146V145H43ZM52 146V145H51ZM150 146L151 147H154V146H152L151 144H150ZM167 146V145H166ZM32 147V148H33ZM37 147H40V146H37ZM74 147V146H73ZM72 147V150L74 151V148H76V147H74L73 148ZM78 147V146H77ZM104 147V148H103ZM135 147V146H134ZM141 147H144V145L143 146H141ZM257 147V146H256ZM27 148V147H26ZM31 148V149H32ZM52 148V147H51ZM50 148V149H51ZM61 148V149H62ZM132 148V147H131ZM138 148H140V146L138 147ZM159 148H161V147H159ZM163 148V147H162ZM168 148V147H167ZM170 148V147H169ZM168 148V149H169ZM261 148H263L264 149V147L263 146H261ZM30 148L28 147V150H29ZM54 149V148H53ZM85 149V148H84ZM145 149V148H144ZM149 149V148H148ZM155 149V148H154ZM153 149V150H154ZM233 149H235V146H234V148ZM258 149V148H257ZM260 149V148H259ZM19 150V149H18ZM37 150V149H36ZM35 150V151H36ZM41 150V149H40ZM62 150H64V149H62ZM62 150H60V151H62ZM71 150V149H70ZM139 150H141V149H139ZM153 150L151 151V152H153ZM161 149H159V151H160ZM170 150V149H169ZM168 150V151H169ZM236 150V149H235ZM23 151V150H22ZM27 151V150H26ZM32 151H33V149H32ZM42 151V150H41ZM48 151V150H47ZM79 151V150H78ZM134 151H136V149L135 150H133V152ZM155 151V150H154ZM157 151V150H156ZM167 151V152H168ZM172 151V150H171ZM171 151H169V152H171ZM261 151V150H260ZM38 152V151H37ZM51 152V150L49 151V153ZM52 152H54V150L52 151ZM51 152V153H52ZM80 152H82V155H83V152H84V150H82V151H80ZM79 152V153H80ZM131 152H132V150H131ZM139 152H141V151H139ZM262 152V151H261ZM19 153V152H18ZM23 153V152H22ZM26 153V152H25ZM32 153V152H31ZM30 153V154H31ZM42 153H44V154H46L45 152H42ZM41 153V154H42ZM64 153L65 154H67L66 153V151L64 152L63 151V155H64ZM70 152H68V154L67 155H70L69 154ZM172 153V152H171ZM239 153V152H238ZM263 153H264V151H263ZM262 153V154H263ZM28 154V153H27ZM26 154V155H27ZM29 154V155H30ZM38 154V153H37ZM36 154V155H37ZM40 154V155H41ZM78 154V152L76 151V155ZM88 154V153H87ZM131 155H133V153H130ZM167 154V153H166ZM229 154V153H228ZM249 154H251L250 152H249ZM60 156H61V154H59ZM80 155H81V153H80ZM131 155H129V157L131 156ZM155 155V154H154ZM168 155V154H167ZM230 155V154H229ZM254 155V154H253ZM15 156H16V154H15ZM22 156V155H21ZM34 156V155H33ZM43 156V154L41 155V157ZM126 156H127V154H126ZM137 156H139V155H137ZM136 156V157H137ZM228 156V155H227ZM243 156V155H242ZM250 156V155H249ZM16 157H18V155L16 156ZM24 156H22V157H20L21 159H23L24 161H23V163L25 162V157L23 158ZM32 157V156H31ZM46 157H47V155H46ZM48 157H51V156H48ZM55 158H57V156H54ZM133 157V156H132ZM155 156H152V158H154ZM236 157V156H235ZM235 157H227L228 158V160L227 161H233V159L235 158ZM252 157V156H251ZM38 158V157H37ZM138 158V157H137ZM150 158V157H149ZM156 158H157V156H156ZM227 158H225V159H227ZM238 158V157H237ZM240 158V157H239ZM28 159H30L29 157H28ZM48 159H50V158H48ZM68 159V158H67ZM72 159V158H71ZM128 160H131V159H129V158H127ZM155 159V158H154ZM248 158H246V160H247ZM16 160H19L18 158L16 159ZM36 160V159H35ZM37 160H41L40 159V156H39V159H37ZM46 160V159H45ZM51 160H55V159H51ZM76 160V161H77ZM151 160V159H150ZM156 160V159H155ZM236 160V159H235ZM20 161V160H19ZM30 161V160H29ZM32 161V160H31ZM43 160H41V162H42ZM50 161V160H49ZM126 161V160H125ZM225 161V160H224ZM262 161V160H261ZM18 162V161H17ZM39 162V161H38ZM221 162V161H220ZM219 162V163H220ZM10 163V162H9ZM12 163V162H11ZM19 163V162H18ZM17 163V164H18ZM21 163V162H20ZM30 163V162H29ZM35 163V162H34ZM36 163H37V161H36ZM43 163V162H42ZM46 163H48V162H46ZM50 163V162H49ZM57 163H59V161L57 162ZM57 163H55V162H53V164H57ZM71 163H72V161H71ZM127 163H129V162H127ZM147 163V162H146ZM225 163H226V161H225ZM4 164V163H3ZM14 164V163H13ZM38 164V163H37ZM66 164V163H65ZM68 164H70V161H69V163ZM122 164V165H123ZM153 164V163H152ZM207 164V163H206ZM221 164V163H220ZM230 164V163H229ZM232 164V163H231ZM29 165V164H28ZM33 165V164H32ZM46 165V164H45ZM47 165H49V164H47ZM71 165V164H70ZM130 165V164H129ZM129 165H128V167H129ZM132 165V164H131ZM138 165V164H137ZM137 165H133V167L132 168H130L131 170H135V167L137 168L138 166ZM208 165V164H207ZM223 165V164H222ZM226 165V164H225ZM51 166H52V164H51ZM50 166V167H51ZM148 166V165H147ZM156 166H158V165H156ZM249 166V165H248ZM28 167V166H27ZM38 167V166H37ZM46 167V166H45ZM225 167V166H224ZM223 167V168H224ZM228 167V166H227ZM19 168V167H18ZM145 168H148V167H145ZM150 168V167H149ZM148 168V169H149ZM158 168V167H157ZM156 168V169H157ZM232 168H234V167H232ZM5 169H6V167H5ZM40 169H42V167L40 168ZM43 169H45L44 167H43ZM51 169H52V167H51ZM55 169V168H54ZM61 169V168H60ZM64 169V168H63ZM62 169V170H63ZM127 169V168H126ZM147 169V171H149ZM10 170V169H9ZM19 170V169H18ZM31 170V169H30ZM39 170V169H38ZM67 170V169H66ZM228 170H229V168H228ZM235 170V169H234ZM20 171H21V168H20ZM58 171V170H57ZM146 171V170H145ZM224 171V170H223ZM261 171V170H260ZM263 171V170H262ZM17 172V171H16ZM49 172L51 173V170H49ZM69 172V171H68ZM140 172H143V171H140ZM139 172V173H140ZM150 173H151V170L149 171ZM224 172H226V171H224ZM224 172H223V174H224ZM9 173H10V171H9ZM8 173V174H9ZM28 173V172H27ZM42 173V172H41ZM64 173H65V171H64ZM149 173V174H150ZM154 173V172H153ZM227 173V172H226ZM236 173V172H235ZM25 174V173H24ZM44 174V173H43ZM53 174V173H52ZM13 175V174H12ZM19 175V174H18ZM42 175V174H41ZM57 175V174H56ZM126 175V176H125ZM151 175V174H150ZM221 175V174H220ZM240 175V174H239ZM242 175V174H241ZM256 175V174H255ZM166 176V175H165ZM224 176V175H223ZM228 176V175H227ZM15 177H16V175H15ZM17 177H19V176H17ZM16 177V178H17ZM23 177V176H22ZM50 177V176H49ZM56 177V176H55ZM59 177H61V176H59ZM64 177V176H63ZM132 177V176H131ZM154 177V176H153ZM16 178L13 180V182L14 181H16ZM62 178V177H61ZM18 179H20V177L18 178ZM17 179V180H18ZM46 179V178H45ZM50 179V178H49ZM49 179H47V180H45V181H48ZM131 179V178H130ZM134 181H135V179L134 178H132ZM168 179V178H167ZM226 179V178H225ZM248 179V178H247ZM254 179V178H253ZM22 180V179H21ZM132 180V181H133ZM152 180V179H151ZM154 180H157V178L156 179H154ZM153 180V181H154ZM164 180V179H163ZM244 180V179H243ZM242 180V181H243ZM249 180V179H248ZM34 181V180H33ZM44 181V179H43V182H45ZM202 181V180H201ZM230 181V180H229ZM11 182V181H10ZM40 182V181H39ZM48 182H50V181H48ZM157 182H159V180L157 181ZM222 182H224V181H222ZM228 181H226L225 183H227ZM231 182V181H230ZM77 183V182H76ZM155 183V182H154ZM193 183V182H192ZM229 183V182H228ZM244 183V182H243ZM249 183H251L250 182V180H249ZM21 184H23V183H21ZM40 184H41V182H40ZM49 184H51V183H49ZM48 184V185H49ZM168 184V183H167ZM224 184V183H223ZM17 185V184H16ZM189 185V184H188ZM212 185H213V187L214 188H217V183H215V182H212ZM222 185V184H221ZM226 185V184H225ZM250 186H251V184H249ZM6 186V185H5ZM9 186V185H8ZM8 186H6V187H8ZM79 186V185H78ZM96 187V191H94L93 190V188H95ZM168 186H170V185H168ZM219 186V185H218ZM230 186V185H229ZM58 187V186H57ZM134 187H137L136 186V184L134 185ZM156 187V186H155ZM231 187H232V185H231ZM247 187V186H246ZM246 187H245V189H246ZM14 189L16 188V187H13ZM23 188V187H22ZM22 188H20L21 190H22ZM37 188V187H36ZM39 188V187H38ZM38 188L37 189H35V190H38ZM43 188H44V186H43ZM47 188V187H46ZM52 188V187H51ZM51 188H49V189H51ZM55 188V187H54ZM77 188V187H76ZM138 188V187H137ZM157 188L158 189H160V192L162 193L160 196L161 197H163L164 196V189L162 188V185H160L159 183L157 184ZM229 188V187H228ZM236 188V187H235ZM260 188V187H259ZM9 189V188H8ZM12 188H10V190H11ZM19 189V188H18ZM24 189H25V187H24ZM49 189L47 190V191H49ZM74 189H75V186H74ZM81 189V188H80ZM135 189V188H134ZM139 189V188H138ZM175 189V188H174ZM20 190V192H22ZM44 190V189H43ZM54 190V189H53ZM57 190V189H56ZM76 190V189H75ZM173 190V189H172ZM179 190V189H178ZM232 190V189H231ZM255 190V189H254ZM262 191H263V189H261ZM12 191H13V189H12ZM12 191L11 192H9V190H8V192L9 193H11L12 195H13V193H12ZM31 191V190H30ZM46 191V190H45ZM44 191V192H45ZM83 191V190H82ZM175 191V190H174ZM237 191V190H236ZM236 191H234L235 193H236ZM259 191V190H258ZM1 192V191H0ZM13 192H15V191H13ZM18 192V191H17ZM29 192V191H28ZM35 192V191H34ZM34 192H33V194H34ZM43 192V193H44ZM50 192H52V191H50ZM211 192V191H210ZM232 192H233V190H232ZM25 193V192H24ZM27 193V192H26ZM46 193V192H45ZM44 193V194H45ZM47 193H49V192H47ZM159 193V192H158ZM174 193V192H173ZM22 194V193H21ZM32 194V195H33ZM36 194V193H35ZM59 194H60V192H59ZM74 194H75V192H74ZM74 194H73V196H74ZM170 194V193H169ZM239 193H237V195H238ZM257 194H260V192L259 193H257ZM7 195H8V193H7ZM54 195H55V197H57L58 198V193L55 191V193H54ZM231 195V194H230ZM236 195V194H235ZM256 195V194H255ZM16 196V195H15ZM179 197H181L182 195H178ZM219 196V195H218ZM232 196V195H231ZM251 196V195H250ZM249 196V197H250ZM257 196V198H258V195H256ZM255 196V197H256ZM261 196V195H260ZM14 197V196H13ZM12 197V198H13ZM21 197V196H20ZM35 197V196H34ZM114 197H115V199H114ZM178 197V198H179ZM263 197H264V195H263ZM11 198V197H10ZM19 198V197H18ZM24 198V197H23ZM66 198V197H65ZM88 198V197H87ZM133 198V197H132ZM176 198V197H175ZM240 198V197H239ZM261 198H262V196H261ZM15 199V198H14ZM74 199V198H73ZM79 199V198H78ZM78 199H74V200H78ZM173 199V198H172ZM242 199V198H241ZM31 200H32V198H31ZM82 199H80V201H81ZM112 200H114V202L112 201ZM135 200V199H134ZM243 200V199H242ZM13 201V200H12ZM12 201H11V203H12ZM21 201V200H20ZM180 201V200H179ZM189 202H190V200H188ZM245 201V200H244ZM259 201V200H258ZM260 201H261V199H260ZM264 201V200H263ZM23 202V201H22ZM66 202V201H65ZM222 202V201H221ZM240 202H243V201H240ZM25 203H26V201H25ZM68 203V202H67ZM79 203V202H78ZM244 203V202H243ZM262 203V202H261ZM13 204V203H12ZM66 204V203H65ZM69 204V203H68ZM74 204V203H73ZM142 204V203H141ZM175 204V203H174ZM210 205H212V204H214V201H213V199L211 200V203H209ZM218 204V203H217ZM240 204V203H239ZM256 204V203H255ZM11 205V204H10ZM27 205V204H26ZM25 205V206H26ZM42 205V204H41ZM57 205V204H56ZM56 205H54V206H56ZM72 205V204H71ZM180 205H181V203H180ZM194 205V204H193ZM220 205H221V203H220ZM241 205H242V203H241ZM259 205L260 206H262L263 204H260L259 203ZM12 206V205H11ZM18 206V205H17ZM28 206L30 207V205L28 204ZM27 206V207H28ZM76 205H74V207H75ZM143 206V205H142ZM145 206V205H144ZM170 206V205H169ZM172 206H174V205H172ZM253 206V205H252ZM58 206H56V208H57ZM73 207V208H74ZM79 207H81V206H79ZM156 207V206H155ZM167 207V206H166ZM165 207V208H166ZM171 207V206H170ZM175 207H176V204H175ZM174 207V208H175ZM221 207V206H220ZM255 207V206H254ZM24 208V207H23ZM50 208H51V205H50ZM56 208H53L52 207V209L54 210V209H56ZM177 208H178V206H177ZM176 208V209H177ZM181 208V207H180ZM218 208V207H217ZM261 208V207H260ZM263 208V207H262ZM13 209V208H12ZM70 210L72 209V208H69ZM156 209V208H155ZM183 209V208H182ZM189 209H191V208H189ZM219 209V208H218ZM222 209H224L223 207H222ZM53 210H51V211H53ZM56 210H58V208L56 209ZM69 210V211H70ZM73 210V209H72ZM71 210V211H72ZM136 210V209H135ZM168 210H169V208H168ZM262 210H264V208L262 209ZM10 211V210H9ZM28 211H29V209H28ZM40 211V210H39ZM76 211H79V208H78V210L76 209ZM159 211V210H158ZM163 211V210H162ZM171 211H173V210H171ZM252 211V210H251ZM33 211L31 210V213H32ZM42 212H44V210L42 211ZM55 211H53V213H54ZM81 212V211H80ZM79 212V213H80ZM181 212H183V211H181ZM191 212V211H190ZM199 212V211H198ZM10 213V212H9ZM8 213V214H9ZM24 213V212H23ZM59 213V212H58ZM72 213V212H71ZM157 213V212H156ZM160 213V212H159ZM168 213V212H167ZM245 213V212H244ZM13 214V213H12ZM14 214H16V213H14ZM30 214V213H29ZM38 214V213H37ZM40 214V213H39ZM49 214V213H48ZM61 214V216H62V213H60ZM121 214H123L124 216L121 218ZM136 214V213H135ZM204 214V213H203ZM17 215V214H16ZM26 215V214H25ZM33 215V214H32ZM77 215V214H76ZM80 215H81V213H80ZM157 215V214H156ZM162 215V214H161ZM215 215H216V212H215ZM28 216V215H27ZM34 216V215H33ZM36 216V215H35ZM38 216V215H37ZM42 216H43V214H42ZM45 216V215H44ZM159 216V215H158ZM182 216V215H181ZM186 215H184L183 214V216H182V218L183 217H185ZM222 216V215H221ZM51 217V216H50ZM63 217V216H62ZM67 217V216H66ZM166 217H167V215H166ZM203 217V216H202ZM252 217V216H251ZM263 217H264V214H263ZM0 218H2V216L0 217ZM8 218H10V217H8ZM26 217H24V219H25ZM38 218V217H37ZM44 218V217H43ZM71 218V217H70ZM75 218V217H74ZM74 218H71L72 220L74 219ZM130 218V217H129ZM205 218V217H204ZM208 218V217H207ZM249 218V217H248ZM247 218V219H248ZM23 219V220H24ZM33 219V218H32ZM34 219H35V217H34ZM32 220L33 222H32V224L37 220V219H35V220ZM46 220H47V217L45 218ZM63 219H65V218H63ZM81 219V218H80ZM115 219V218H114ZM246 219V220H247ZM252 220H253V218H251ZM3 220H5V219H3ZM12 220V219H11ZM22 220V221H23ZM49 220H51V218L49 219ZM79 220V219H78ZM164 220V219H163ZM166 220V219H165ZM178 220H179V218L177 217L176 218V220L174 221V223L168 228V229H172L173 231H175V229L176 228H180L179 230L180 231H176V232H174V233H171V234H169L168 233V235H166V233L165 232H163V234L162 235H160V242H163V240H165L167 237H169V240H171L172 242V245H175V244H177V242L178 241H180V239L183 237V239H182V241L183 242H185V243H183V245L182 246H184L182 249H183V252H184V254H186L187 252L186 251H190L189 252V254H192V255H188V253L186 254V255H188V257H187V259L185 260V259H183V262L181 261V264H195V263H199V264H203L202 262H205V260H203L202 261V259H203V257L202 258H199V257H197V256H195L196 254H194L195 253V250H193L192 248H189V241H191V237H194L195 235L193 234L194 233V231H191L188 227H185V226H183V224L181 223L180 224V226H179V223H178ZM183 220V219H182ZM184 220H186V219H184ZM240 220H241V218H240ZM251 220V221H252ZM256 220H259V219H256ZM13 221V220H12ZM18 221V220H17ZM56 221V220H55ZM69 221H70V219H69ZM69 221H68V223H69ZM74 221H76V219L74 220ZM167 221V220H166ZM165 221V222H166ZM173 221V220H172ZM187 221V220H186ZM185 221V222H186ZM209 221V220H208ZM215 221V220H214ZM242 221V220H241ZM6 222H7V220H6ZM10 222V221H9ZM8 222V223H9ZM29 222V221H28ZM64 222V221H63ZM133 222V221H132ZM197 222V221H196ZM207 222V221H206ZM222 222V221H221ZM1 223V222H0ZM43 223V222H42ZM62 223V222H61ZM112 223V222H111ZM114 223V222H113ZM129 223V222H128ZM187 223V222H186ZM260 223V222H259ZM263 223V222H262ZM20 224V223H19ZM26 224H27V222H26ZM25 224V225H26ZM37 224V223H36ZM35 224V225H36ZM81 223L79 222V224L78 225H80ZM83 224V223H82ZM135 224V223H134ZM133 224V225H134ZM214 224V223H213ZM254 224H255V221H254ZM15 225H18V222H17V224H15ZM24 225V226H25ZM29 225V224H28ZM27 225V226H28ZM31 225V224H30ZM38 225V224H37ZM37 225H36V228H37ZM42 225V224H41ZM58 225H60L59 223H58ZM110 225V224H109ZM117 225V226H116ZM136 226H138V224H135ZM159 225V224H158ZM157 225V226H158ZM186 225V224H185ZM196 225V224H195ZM194 225V226H195ZM253 225V224H252ZM257 226H258V223L256 224ZM260 225V224H259ZM264 225V224H263ZM262 225V226H263ZM9 226V225H8ZM60 226H63V224L62 225H60ZM73 226H74V224H71L70 225V229H72L73 228ZM84 226V227H85ZM112 226V228L111 229H113V225H111ZM189 226V225H188ZM206 226V225H205ZM261 226V227H262ZM17 227V226H16ZM20 227H21V224H20ZM31 227V226H30ZM51 227H52V225H51V223H48V229H47V236L48 237H52V235H53V233H58L59 231H58V229L55 227H53V229H51ZM66 227L68 228V226L66 225ZM83 227V226H82ZM139 227V226H138ZM164 227V226H163ZM9 228V227H8ZM142 228V227H141ZM154 228H156V227H154ZM254 228H255V226H254ZM16 229V228H15ZM24 229V228H23ZM28 229V232H30V229L29 228H27ZM51 229V230H50ZM76 230H77V228H75ZM114 229H116V228H114ZM129 229V228H128ZM137 229V228H136ZM151 229H153V228H151ZM150 229V230H151ZM164 229V228H163ZM9 230V232H12V231H14V230H11V229H8ZM11 230V231H10ZM18 230H19V228H18ZM31 230H33L34 231V229H31ZM42 230H44L43 228H42ZM46 230V229H45ZM44 230V231H45ZM195 230V229H194ZM256 230V231H255ZM255 234H257V236L259 235V233L260 232H258L259 230H258V227H256L255 228ZM264 230V229H263ZM7 231V230H6ZM38 231H39V229H38ZM58 231V232H57ZM81 231V230H80ZM85 231V230H84ZM116 231V230H115ZM15 232H17V231H15ZM35 232H36V230H35ZM40 232V231H39ZM39 232L38 233H36V235L38 234L39 235ZM72 232V231H71ZM14 233V232H13ZM18 233V235L20 234L19 233V231L17 232ZM46 233V232H45ZM83 233V232H82ZM117 234H118V232H116ZM142 233V232H141ZM182 233L184 234V236L182 235ZM207 233V232H206ZM252 233H254V232H252ZM262 233V232H261ZM9 234H12V233H8V235ZM26 234H28V233H26ZM73 234V233H72ZM75 234H76V232H75ZM127 234V233H126ZM196 234H197V238H200L201 237V233L200 232H196ZM70 235H71V233H70ZM69 235V236H70ZM74 235V234H73ZM171 235V236H170ZM251 235V234H250ZM262 235V234H261ZM7 236V235H6ZM12 236H13V234H12ZM12 236L10 235V236H8V237H10V239L12 238ZM15 236H16V234H15ZM14 236V237H15ZM28 236V235H27ZM30 237H32L31 235H29ZM34 236H35V233H34ZM40 236V235H39ZM68 236V237H69ZM159 236V235H158ZM157 236V237H158ZM182 236V237H181ZM263 236V235H262ZM14 237H13V239H14ZM17 237V236H16ZM22 237V236H21ZM20 237V238H21ZM25 237V236H24ZM29 237V238H30ZM37 237V236H36ZM55 237V236H54ZM110 237V236H109ZM118 237H119V235H118ZM117 237V238H118ZM126 237V236H125ZM213 237V239H211L210 240V246L211 247H214L215 246V239H214V236H212ZM254 237H256V235L254 236ZM254 237H252L253 239H255ZM264 237V236H263ZM23 238V237H22ZM22 238H21V240H22ZM40 238V237H39ZM196 238V237H195ZM257 238V237H256ZM260 238H262V237H260ZM260 238H258V239H260ZM17 239H18V241H19V238L17 237ZM23 239H25V238H23ZM34 239V238H33ZM36 239V238H35ZM44 239H46V238H44ZM37 240V239H36ZM65 240H67V236L65 235V233L62 231V233L60 232V234H59V239H57V241H59V242H57L56 243V245H57V248L56 249H53V248H51V245H50V252H51V254H53L54 256L55 255H58L59 253H61V252H59L60 251V249L58 248L59 247V245H61V243H64L65 242ZM87 240V241H86ZM124 240V239H123ZM131 240V239H130ZM146 240H148V239H146ZM194 240V239H193ZM192 240V241H193ZM14 241V240H13ZM24 241V240H23ZM23 241H22V244H23ZM71 241V240H70ZM118 241V240H117ZM122 241V240H121ZM259 241V240H258ZM6 242V241H5ZM15 242V241H14ZM29 242V241H28ZM47 242H49L48 240H47ZM84 242H86L85 244H84ZM263 242V241H262ZM31 243H33V242H31ZM37 243H38V241H37ZM43 243H44V241H43ZM46 243V242H45ZM140 243V242H139ZM139 243H138V245H139ZM206 243H207V241H206ZM21 244V243H20ZM26 243L24 242V245H25ZM51 244V243H50ZM82 244V245H81ZM130 244V243H129ZM143 244V243H142ZM151 244H152V242H151ZM151 244L149 243V249L147 250L148 252H152V257H153V259H156V257L157 256H155V252H159V254H161V255H159V256H161L163 259L165 258V260L167 261V259H169V256H170V254H169V252H171V249L169 248V250L168 251H165V250H162L163 248H159V247H157L156 249H154L152 246H151ZM4 245V244H3ZM10 245L12 246L13 244L11 243V244H9V247H10ZM30 245V244H29ZM32 245V244H31ZM37 245V244H36ZM44 245V244H43ZM47 245V244H46ZM69 246H70V244H68ZM119 245V244H118ZM122 245V244H121ZM124 245V244H123ZM133 245V244H132ZM198 245V244H197ZM22 245H20V247H21ZM130 246V245H129ZM134 246V245H133ZM176 246V245H175ZM209 246V247H210ZM6 247H7V245H6ZM9 247H7V248H9ZM23 247V246H22ZM26 247V246H25ZM30 247V246H29ZM32 247H33V245H32ZM46 247V246H45ZM65 247H67V244H66V246ZM82 247V248H81ZM131 247V246H130ZM141 247H142V245H141ZM155 247V246H154ZM171 247V246H170ZM194 247H195V245H194ZM197 247V246H196ZM208 247V248H209ZM5 248V245H4V247H3V249ZM6 248V249H7ZM123 248V247H122ZM146 248V247H145ZM181 248V247H180ZM207 248V247H206ZM261 249H262V247H260ZM132 249H134V248H132ZM197 249V248H196ZM1 250V249H0ZM17 251H18V248L16 249ZM27 250H28V248H27ZM27 250H25V251H27ZM31 250V249H30ZM29 250V251H30ZM32 250H34V249H32ZM45 250L47 251V253L49 252L48 251V249H46L45 248ZM100 250V251H99ZM124 250V249H123ZM192 250V251H191ZM203 250V249H202ZM260 250V249H259ZM4 251V250H3ZM10 251V250H9ZM19 251H21V250H19ZM28 251V252H29ZM79 251V250H78ZM126 251V250H125ZM136 251V250H135ZM14 252V251H13ZM22 252V251H21ZM21 252H20V254H21ZM128 252V251H127ZM130 252V251H129ZM146 252V251H145ZM145 252H143V253H145ZM173 252H176L175 250L173 251ZM182 252V253H183ZM186 252V253H185ZM23 253V252H22ZM30 253V252H29ZM41 253H42V251H41ZM46 253V254H47ZM71 253V252H70ZM79 253H82V252H79ZM133 252H130V254L128 255V254H126L125 252L123 253V256H121L120 254H121V252H118V254H117V258L120 260L119 262V264H129V256L132 254ZM150 253H147L146 254V256L149 254L150 255ZM197 253V252H196ZM205 253V252H204ZM4 254V253H3ZM2 254V255H3ZM7 254V253H6ZM12 254H14V253H12ZM16 254V253H15ZM19 254V255H20ZM34 255H35V253H33ZM36 254H38L39 255V253H36ZM49 254V253H48ZM47 254V255H48ZM51 254H49V255H51ZM201 254V253H200ZM1 255V256H2ZM19 255H17V256H19ZM52 255V257H54ZM64 255V254H63ZM70 255V254H69ZM126 255V257H124ZM143 255V254H142ZM149 255H148V257H149ZM156 255H158V254H156ZM179 255V254H178ZM197 255H199V253L197 254ZM71 256V255H70ZM70 256H68V257H70ZM88 256V255H87ZM91 256H93V255H90V259H91ZM98 256V255H97ZM96 256V258H98ZM103 256V255H102ZM140 256V255H139ZM146 256H144V257H146ZM174 256V255H173ZM184 256V257H185ZM5 257H7V256H4V258ZM21 257H22V254H21ZM25 257V256H24ZM23 257V258H24ZM29 257V258H28ZM27 258H25V259H27V260H29L30 259V255L28 256ZM31 257H33V256H31ZM35 257V256H34ZM41 257V256H40ZM47 257V256H46ZM49 257H51V256H49ZM49 257H47V259L49 258ZM59 257V256H58ZM57 257V258H58ZM60 257H61V255H60ZM143 257V258H144ZM179 257V256H178ZM177 257V258H178ZM196 257V258H195ZM4 258H2V260L1 261H3V260H5ZM8 258V257H7ZM19 258V257H18ZM17 258V259H18ZM64 258V257H63ZM72 258V257H71ZM71 258H70V260H71ZM147 258V257H146ZM174 258V257H173ZM173 258H172V260H173ZM175 258H176V256H175ZM174 258V259H175ZM176 258V259H177ZM181 258V257H180ZM15 259V258H14ZM22 259V258H21ZM32 259V258H31ZM38 259H39V257H38ZM41 259V258H40ZM39 259V260H40ZM47 259H43V264H44V261L45 260H47ZM53 259V258H52ZM80 259V258H79ZM90 259H86V261L85 262H81L80 261V263L79 264H94V261L93 262H91V260ZM95 258L94 257H92V260H94ZM102 259V260H101ZM100 259V257H99V261H101V262H104L105 263V261H106V259H104L103 257ZM134 259V258H133ZM141 259H142V257H141ZM171 259V258H170ZM179 259V258H178ZM209 259L210 258H207L206 260H208V262H209ZM22 260H24V259H22ZM51 260V259H50ZM66 260V259H65ZM97 260V259H96ZM108 260H110V259H108L107 258V261ZM131 260V259H130ZM149 260V259H148ZM147 260V261H148ZM165 260H162V262H160L159 264H167V263H169V262H166ZM6 261V260H5ZM17 261V260H16ZM31 261V260H30ZM33 261V260H32ZM35 261L37 262L38 260L37 259H35ZM106 261V264H112L111 263V261L108 263ZM132 261V260H131ZM147 261L145 262H140L139 264H147ZM150 261V260H149ZM156 261H158V260H156ZM160 261V260H159ZM174 261V260H173ZM45 262H47L48 263V260L47 261H45ZM52 262L53 263H55L54 262V259L52 260ZM52 262L50 263V264H52ZM67 262V261H66ZM18 263V262H17ZM22 263V262H21ZM28 263H30V262H28ZM42 263V262H41ZM96 263L97 264H101V263H98L97 261H96ZM104 263H102V264H104ZM149 263V262H148ZM153 263V262H152ZM171 263V262H170ZM177 263V262H176ZM176 263H174V264H176ZM3 264V263H2ZM5 264V263H4ZM8 264V263H7ZM10 264V263H9ZM38 264H40L39 263V261H38ZM56 264V263H55ZM58 264V263H57ZM60 264V263H59ZM72 264V263H71ZM78 264V263H77ZM131 264V263H130ZM178 264V263H177ZM205 264V263H204Z\"/></svg>",
  "mask_w": 264,
  "mask_h": 264
},
{
  "label": "clouds",
  "instance_id": "3",
  "mask_svg": "<svg viewBox=\"0 0 264 264\" xmlns=\"http://www.w3.org/2000/svg\"><path fill=\"white\" fill-rule=\"evenodd\" d=\"M207 137V133L185 136L171 154L157 160L159 173L167 175L168 179L176 176L179 183H182L189 173L196 174V169L203 167L211 152V144ZM52 178L55 179L54 174ZM76 182L74 176H66L56 182L58 191L72 196ZM9 203V198L0 192V216L8 210ZM224 211L230 219L215 223L214 232L211 231L213 223L211 224L208 234L214 236L215 246L208 248L203 260L210 258L209 264H264V252L259 251L261 242L248 239L247 227L235 220L225 208Z\"/></svg>",
  "mask_w": 264,
  "mask_h": 264
}]
</instances>
